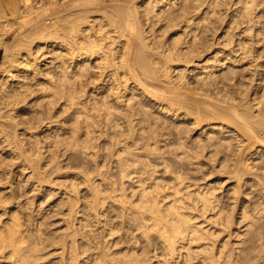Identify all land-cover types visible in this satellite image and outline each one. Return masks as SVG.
Returning a JSON list of instances; mask_svg holds the SVG:
<instances>
[{
    "label": "bare ground",
    "instance_id": "bare-ground-1",
    "mask_svg": "<svg viewBox=\"0 0 264 264\" xmlns=\"http://www.w3.org/2000/svg\"><path fill=\"white\" fill-rule=\"evenodd\" d=\"M18 1V0H17ZM23 1V0H22ZM21 1V2H22ZM37 1V0H36ZM35 1V2H36ZM45 1V0H44ZM43 1V2H44ZM47 1H50L49 6L48 8L46 7V9H44V11H41V12H44L46 13L47 11V14L49 9H50V12L53 13L52 10L55 11V9L59 6H55L54 4H56V2H58V0L55 2V0H47ZM46 1V2H47ZM99 2H101V0H97ZM106 1V0H105ZM108 1V0H107ZM105 2L104 4L108 3V2ZM112 1V0H111ZM145 1V0H144ZM154 1V0H153ZM152 1V2H153ZM160 0H155V3L154 5L152 6V4H149L151 5V7L148 5L145 6L146 7H141V5L137 4V2H135L134 0H121L119 1L118 0V3L117 1L116 2H113L112 3H115V5L113 4H110L108 6L109 9H104L103 8V13H104V19L103 21H100L98 27H96L95 29L91 26H86L84 27V21L86 19V22L87 23V19H90L89 16L91 15H95L97 13H93V11H96V10H99L101 8H98V5H100V3L97 4L95 3V0H63L62 4L66 7V8H70L72 11H70L68 14H63L64 15H58L59 19L57 18V15L56 17L52 16L53 18H55V21L56 20H61L62 22L64 21V31H65V37H57V31L59 32L58 29L62 28L61 26L58 27V25H56L55 23H62V22H55L53 21V24L54 26H57V31H51L49 28V31L50 33L52 32L51 35H48L49 37L52 36V40L50 39L49 41H47V39H49V37L47 38L46 37V42H37L35 44V49L34 52L32 53V55L35 56L34 61L38 60L40 57H42L44 54H46L44 51L46 50H50L48 47H51V46H57L59 45V48L61 50H57L58 53H57V56L59 58H63V60H66L68 61V64L63 66L65 67V69H70V66L73 65V67L75 66L76 68L79 67V64H80V61H92L90 59H93L95 58L96 59V62L97 65L95 66V68H97V76L95 75V78H99L102 80H106L108 77L107 80H109V85H112V86H109L111 87L112 89V95H114V98H115V104H113L114 107H116L117 103L120 104V107H123V110H116L117 113L115 111H111V110H114L112 107H111V110L108 108V106H106L103 110H102V113H103V116L100 117L102 114H101V111H97L96 113L95 112H92L91 110H89L90 108H88L87 104L86 106L83 107V109L80 108V110H82V112H84V117L81 118V119H78V120H81V126L79 125V127L77 128L76 132H75V135H70L73 137V139L67 143L66 145V142L64 144V148L60 147V142H59V145L55 142H53V145L55 146V148L52 150H47V149H43L42 145L41 147L38 146V140L36 139V136H35V140H34V144L35 146H38V147H35V149L37 148V151H39L41 148L42 150L44 151H50L49 153L50 154H47L48 157L45 158L43 157L45 154L43 152V156L40 155L41 153L37 152L39 155H34L32 154L31 155H27L28 157L25 159L27 160V167H29L31 170H32V173L34 175V177L36 176L38 179L36 181H34L33 183L35 184V187L39 186L40 189H42L41 187L44 186V182H46V184L48 183L49 184V192L50 194H52L51 192H53V187L51 184L53 183V178H51L52 180H48V177H47V173L46 171H49V170H52L54 171L53 173L56 172V174L58 175L59 173H61L63 167L61 165V161L59 160V156L63 153L62 150L64 152H67L70 154L71 157H73L72 159H74V163H73V167H75V169L79 166L80 169L78 171V168H77V172L73 173V179L72 181L70 180V182H68V184H66L65 188L67 190H64L65 192L63 193L64 196L62 195V198L64 197V199L66 200V203L64 205L63 203V206H65V208L62 207L61 205V200L62 199H58L57 202L55 203V209H53L54 211H58V215L60 214V212H63L64 213V210H65V220H66V230L64 231V234H63V237L61 238L60 237V240H58L56 238V241L57 242V246L58 248L60 249V251L58 253H56V256L55 257H50L47 261V262H43L44 258H45V255H43V252L42 250L45 251V249L42 247L45 245H43L45 242H44V237L42 236H38V234L34 233L35 235H37L36 237H32V232L29 233V228H28V224H29V221H28V226L24 225L23 224V221H21V219L16 216L15 218H13V224L11 223V225L9 227H6V229L4 227L5 232L3 231L2 233H0V240L1 242L5 245V249L6 247H12V248H8V249H12L13 251V254L12 255H15L14 253H17L16 254V259L14 260V264H264V203L261 204L262 206L259 207H255V208H260L261 211H258L257 212V209H256V212H254L255 210H253L254 208L250 209L253 211H251L252 214L254 213H258V215H256L254 217L253 215V218L251 216V213L249 212L250 209H246L249 208L248 204H250L249 202H246V204H242L241 201L239 199H241L240 197L243 196L242 194H247L246 190H253L254 191V188H255V191L257 193V195L260 197V198H263L264 197V163L262 162H257V166L256 165V161L254 162L255 164H246L247 162H244L245 160L242 159V157L240 156V152H239V146H242L241 143L243 142V137L246 135V137H248V140H251V139H256L258 142H262L264 143V100L263 99H260L259 98V95H257V93H259L260 95H264V68L263 66L260 68L261 70V73H258L259 74V82H257L256 84H258V90L257 93L255 94V96H251L249 95V93H247V88L246 90H243V86H245V82H250L252 81L250 79L249 80H246L244 82V84L242 85V87L240 86V82H242L243 80H241L242 78L244 77H240V75L242 74H239L238 76V70L240 69H236L235 68V65L234 63H238L240 64L241 61L243 60H246L247 58H249L253 53L252 49H255L253 48V44L255 42V37L257 35L258 37V33H256V30H254L255 32H253V26L254 25H251L250 24H247L248 26H246L245 29V37H243V41L240 42V40L237 42L238 44H235L236 47L232 48L233 45H232V49L226 54L227 56H225L223 59L224 61H222V65L223 67H227V69L225 70V72L223 73L222 71V74L217 75L219 76V79L216 75V72H215V68L214 69H211L213 66H217L215 65L213 62V64L209 63L208 65H205L204 68L205 69V74L203 75L202 73V76H200L199 74V77L198 79L194 80L195 82L197 81L199 85H202L203 87H205V89L208 87V84L212 85V82L214 81V77H215V80L216 81H219V83L223 84L225 83L222 87H221V84L220 87L221 88H216V84H215V88L213 86L214 89H216V92H218V96L216 97V99L213 100V98L215 97H212L211 94V99L210 100V97L207 96V95H204L202 94L203 97V100L202 99H192L191 97L188 98V92L186 90V84L188 83V75L187 74V70H189V67L187 68L186 65L193 62V58L196 56V54H198L200 56L201 53H203V50L201 49L202 48V44L203 43V38H205V36H202L201 37V33L202 32H205L206 29L209 28V30L211 29L210 28V25H209V21L212 20L211 18V12H213V9L212 11L210 9L207 8H204L200 14H198L196 11H193L195 10L194 8L198 7V1L200 0H182L183 2H180V3H176L175 0H170L168 2L167 0V4H169L168 6L161 2H159ZM164 1V0H162ZM181 1V0H180ZM201 1H205V0H201ZM209 1V0H208ZM217 1V0H216ZM214 1V3L216 2ZM120 2V3H119ZM142 2V1H141ZM148 2V1H147ZM206 2V1H205ZM211 2V0H210ZM6 3V2H5ZM11 3V2H10ZM13 3L17 4L16 1ZM12 3V4H13ZM23 3V2H22ZM21 3V4H22ZM25 3V2H24ZM29 3V2H28ZM31 3V2H30ZM42 3V2H41ZM156 3H159V5H157ZM204 3V2H202ZM213 3V1H212ZM213 3V4H214ZM4 4V2H3ZM9 4V3H7ZM10 4V5H12ZM26 4V3H25ZM36 4V3H35ZM44 4V3H43ZM42 4V5H43ZM59 4V3H58ZM97 6H96V5ZM143 4V2H142ZM160 4H163L162 6H164L163 8L164 9H159L158 10V6L159 8H161L162 6ZM206 4V3H205ZM210 4V3H209ZM18 5V4H17ZM27 5V4H26ZM41 5V4H40ZM46 5V4H45ZM60 5V4H59ZM101 5L103 6L102 2H101ZM200 5V3H199ZM203 5V4H202ZM208 5V4H206ZM205 5V6H206ZM212 5V4H211ZM14 6V5H13ZM30 6V4L28 5ZM52 6L56 7V8H52ZM62 6V5H61ZM161 6V7H160ZM173 6L172 8H169ZM204 6V7H205ZM2 7V6H0ZM10 7V6H9ZM101 7V6H99ZM106 8V5L103 6ZM200 7V6H199ZM209 7V5H208ZM215 7V6H214ZM25 8V7H24ZM64 8V7H62ZM61 8V9H62ZM98 8V9H96ZM254 8V2L253 1H248L247 4L245 5V9H246V13H245V10L242 11V13L244 12L245 14L243 15L244 17H250V15L252 14V10ZM4 9V8H3ZM34 9V8H33ZM39 9V7H38ZM42 9V8H40ZM2 10V9H1ZM25 10V9H24ZM27 10V8H26ZM32 11V8L30 9ZM60 10V7L57 8V12H59L60 14H62L61 11H58ZM64 10V9H63ZM215 10V9H214ZM14 15L16 13H18V9L17 7L15 8H12V10H10ZM21 11V10H20ZM30 11V12H31ZM38 11V10H37ZM36 11V12H37ZM40 11V10H39ZM100 11V10H99ZM196 12L197 15L200 16V19L199 20H196V18L193 17V12ZM263 11V10H262ZM1 12V11H0ZM3 12V11H2ZM25 12V11H24ZM29 12V10H28ZM33 12V11H32ZM35 12V11H34ZM35 12V13H36ZM40 12V13H41ZM92 12V14L90 15V13ZM98 12V11H97ZM101 12V11H100ZM199 12V11H198ZM217 12V11H216ZM260 12V11H259ZM5 13V12H4ZM42 13V14H44ZM195 13V14H196ZM215 13V12H214ZM214 13H212L213 15V21H217L214 20ZM2 14V13H1ZM8 14V13H7ZM6 14V15H7ZM32 14V13H31ZM56 14V13H55ZM101 14V13H100ZM99 14V15H100ZM263 13L261 12L259 15H262ZM9 15V14H8ZM40 15V14H39ZM195 15V16H197ZM247 15V16H246ZM254 14H252L253 16ZM264 15V14H263ZM3 20H4V17H6L5 15H3ZM16 16V15H15ZM18 16V14H17ZM20 16V15H19ZM29 16V15H28ZM32 16V15H31ZM29 16V17H31ZM35 16H38V13L37 15ZM42 16V15H41ZM49 16V15H48ZM47 16V17H48ZM51 16V15H50ZM242 16V15H241ZM240 16V17H241ZM25 17V16H24ZM29 17L27 18L29 20ZM33 17V16H32ZM46 17V16H45ZM95 17V16H94ZM98 17V16H97ZM243 17V18H244ZM263 16H261V19H262ZM2 18V17H1ZM35 18H38V17H35ZM43 18V17H41ZM50 18V17H49ZM57 18V19H56ZM100 18V17H99ZM211 18V19H210ZM217 18V17H216ZM260 18V17H258ZM264 18V17H263ZM8 19V18H7ZM27 19H20L22 21H20V23L22 22L23 25L26 26V22H27ZM34 19V18H32ZM40 17L38 19H35L36 20V23H38L40 20ZM47 19V18H46ZM93 19V18H92ZM198 19V17H197ZM241 19V18H240ZM249 19V18H247ZM252 19L253 21V18H250ZM249 19V21H250ZM1 20V19H0ZM2 20V21H3ZM38 20V22H37ZM43 20V19H42ZM41 20V21H42ZM96 20V19H95ZM93 20V21H95ZM102 20V19H101ZM179 20V23L181 24L180 21H184V23H186V29H182V30H186L187 31V34H189L190 37H179L177 39V44L175 42L176 45H170L167 43L165 44H168V45H163V42H158L155 38H158V37H154V38H149L148 34L146 32V28H144V26H146V24L149 26L151 25L152 27L153 26H156L158 25V23H161L164 24V26L166 27H170V26H173L176 21L178 22ZM260 20V19H259ZM40 21V23H41ZM44 21V20H43ZM90 21H92L90 19ZM175 21V23H173ZM246 21V20H245ZM255 21V20H254ZM253 21V23H254ZM257 22H259L258 20H256ZM262 21H264L262 19ZM7 22V21H6ZM29 22L32 23V21L30 20ZM89 22V21H88ZM99 22V20H98ZM97 22V23H98ZM211 22V23H212ZM239 23L242 24L241 21H238ZM244 22V21H243ZM261 22V20H260ZM10 23V22H9ZM18 23V22H17ZM35 23V24H36ZM38 23V26L39 24ZM96 23V22H95ZM95 23H90V25L92 24H95ZM183 23V22H182ZM210 23V24H211ZM216 22H214V25H215ZM218 23H219V19H218ZM262 23V22H261ZM19 24V23H18ZM21 24V25H22ZM30 24V23H29ZM34 24V23H33ZM34 24V25H35ZM43 24V23H41ZM63 24V23H62ZM156 24V25H155ZM178 24V23H177ZM238 24V23H237ZM244 24V23H243ZM255 24V23H254ZM263 26H264V23H262ZM261 24V25H262ZM17 25V24H16ZM44 25V24H43ZM51 25V24H50ZM89 25V24H87ZM159 25V26H160ZM179 25V24H178ZM177 25V26H178ZM259 25V24H258ZM3 26V25H2ZM14 26V25H11V27ZM19 26V25H18ZM24 26V27H25ZM30 26V25H29ZM37 26V25H36ZM36 26H33L32 28V31H31V28L28 27L29 32L31 31V35L30 36H33V34H37V36H40V41L41 39H43V31L46 30L44 28V30H42L43 28H39V27H36ZM48 26V25H47ZM52 26V25H51ZM95 26V25H94ZM147 26V28L149 27ZM181 26V25H180ZM260 26V25H259ZM4 27V26H3ZM6 27V25H5ZM21 27V26H20ZM44 27V26H43ZM46 27V26H45ZM53 27V26H52ZM161 29H162V25L160 26ZM164 28V30H166L167 28ZM174 27V26H173ZM183 27V26H182ZM232 27V25L230 26ZM255 27V26H254ZM8 28V27H7ZM14 28V27H13ZM47 28V27H46ZM56 28V27H55ZM62 28V29H63ZM153 28H156V27H153ZM256 28V27H255ZM22 29V27L20 28ZM26 29V32L28 33V29ZM93 29V30H92ZM150 29V28H149ZM152 29V28H151ZM151 29L148 31L150 32ZM157 29V28H156ZM160 29V30H161ZM175 29V27H174ZM173 29V30H174ZM180 29V27L178 28ZM177 29V30H178ZM262 29V28H261ZM260 29V30H261ZM264 29V27H263ZM10 30V28H9ZM154 30V29H153ZM159 30V29H158ZM159 30V31H160ZM163 30V29H162ZM163 30V31H164ZM175 30V31H177ZM207 30V31H209ZM5 31V29H4ZM7 31V30H6ZM21 31V30H20ZM61 31V30H60ZM63 31V32H64ZM229 31V30H228ZM228 31L226 32V36L230 33H228ZM8 32V31H7ZM19 32V31H18ZM152 32V31H151ZM150 32V33H151ZM154 32V31H153ZM162 32V31H161ZM166 32V31H165ZM170 32V31H169ZM182 32V31H181ZM185 33V31H183ZM262 32V30H261ZM260 32V36L261 34L263 35L264 33V30H263V33ZM21 33V32H20ZM19 33V34H20ZM23 34H26L25 32H22ZM49 33V32H48ZM62 33V32H60ZM157 33V32H156ZM207 32H205L206 34ZM212 33V32H211ZM210 32L207 34L209 36V34H211ZM241 33V32H240ZM239 33V34H240ZM244 33V31L242 32ZM18 34V35H19ZM30 34V33H29ZM36 34L34 35L36 38H38L36 36ZM155 34V33H154ZM152 33V35H154ZM162 34V33H161ZM171 34V32L169 33V35ZM47 35V33H46ZM60 35H63V34H60ZM158 35V34H157ZM163 35L165 36L166 34L163 33ZM182 35V34H181ZM179 34V36H181ZM185 35V34H184ZM244 35V34H243ZM16 36V35H15ZM22 36V35H21ZM29 35H27V38H28ZM151 36V35H150ZM168 36V35H167ZM173 36V35H172ZM171 36V38H172ZM207 36V38H208ZM229 36V35H228ZM242 35L240 34V37ZM159 37H163V36H159ZM166 37V36H165ZM178 37V36H177ZM176 37V38H177ZM4 38V37H2ZM23 38V37H22ZM35 38V39H36ZM117 38H121V40H123L121 42H117L116 39ZM170 38V37H169ZM174 38V37H173ZM185 38H187L185 40ZM244 38H247L248 41L244 42ZM259 38V37H258ZM260 38H263V37H260ZM259 38V39H260ZM14 39V38H13ZM12 39V40H13ZM20 38H18L19 40ZM26 39V38H25ZM34 39V38H33ZM37 39V40H39ZM161 38H159L160 40ZM168 39V37L166 38V40ZM175 39V38H174ZM210 39V38H209ZM242 39V38H240ZM258 39V40H259ZM2 41L5 42V40L1 39ZM0 40V47L3 46V48L5 49L6 45L4 46V44L6 43H3L2 44V41ZM23 40V39H21ZM20 40V42H21ZM32 40V38H31ZM30 40V37H29V41ZM166 40L164 39V41L166 42ZM169 40V39H168ZM207 40V39H206ZM230 40V39H229ZM229 40L226 41V43L229 45ZM258 40L256 42H258ZM17 41V39H16ZM28 41V42H29ZM161 41V40H160ZM171 41V40H170ZM169 41V43H170ZM205 41V40H204ZM208 41V40H207ZM263 40H259L258 44L259 45ZM27 42V43H28ZM33 42V41H32ZM31 42V43H32ZM173 40L171 41V44ZM233 42V40L231 41V43ZM12 43V41H11ZM10 43V44H11ZM24 43V42H23ZM26 43V44H27ZM35 43V42H34ZM50 43V45H49ZM116 43H120L121 44V47H117L116 46ZM162 43V44H161ZM209 44V42H206ZM205 43V44H206ZM230 43V44H231ZM8 44V43H7ZM16 44V43H15ZM22 43H20L19 45H21ZM30 44V42H29ZM28 44V45H29ZM43 44H45V46H43ZM180 44V45H179ZM256 44V43H255ZM23 46H27L25 44H22ZM32 45V44H31ZM119 45V44H118ZM183 45V46H182ZM206 46V45H205ZM203 46V48L205 47ZM227 46V45H226ZM264 46V44H263ZM8 47V46H7ZM12 47V46H11ZM10 47V49H11ZM29 47V46H27ZM33 47V46H32ZM208 47V46H207ZM14 48V47H12ZM22 48V47H21ZM21 48H18L21 49ZM46 50H45V49ZM52 48V47H51ZM9 49V48H7ZM7 49H5L4 51L6 52ZM15 49L16 46H15ZM26 49V48H25ZM32 49V48H31ZM30 49V50H31ZM56 49V48H54ZM23 50V49H22ZM53 50V48H52ZM207 50V49H206ZM259 50V49H258ZM264 50V49H263ZM20 51V50H19ZM25 51V50H24ZM57 51H54V52H57ZM202 51V52H201ZM205 51V50H204ZM14 52V51H13ZM12 52V53H13ZM17 52V51H15ZM31 52V51H30ZM47 52V51H46ZM52 52V51H50ZM232 52L233 53H236L237 54V58H232L230 55H232ZM259 52V51H258ZM261 52V51H260ZM11 53V52H9ZM19 52L15 53L16 55H18ZM24 53V52H23ZM29 53V52H28ZM27 53V55H28ZM48 53V52H47ZM200 53V54H199ZM218 53V52H217ZM214 54L215 56V61L217 63H220L221 60L223 59H220L219 58V54ZM257 52H255L256 54ZM264 53V52H263ZM263 53H261L263 55ZM21 54V52H20ZM19 54V55H20ZM52 54V53H51ZM49 54V55H51ZM54 54V53H53ZM7 55V54H6ZM13 55V54H12ZM11 55V56H12ZM26 55V56H27ZM48 55V56H49ZM202 55V54H201ZM261 55V56H262ZM21 56V55H20ZM23 56V55H22ZM30 56H31V53H30ZM29 56V57H30ZM53 56V55H52ZM51 56V59L54 57L55 58V55L52 57ZM254 56V55H253ZM259 56V54H258ZM256 56V57H258ZM261 56H259L258 58L261 59ZM7 57V56H6ZM10 57V55H9ZM14 57V55H13ZM11 57V60L12 58ZM252 57V56H251ZM18 58V57H17ZM17 58H13V59H17ZM197 58V57H195ZM254 61V57H252ZM257 58V59H258ZM263 58V57H262ZM20 59V58H18ZM41 59V58H40ZM251 59V58H250ZM257 60V63L260 61V60ZM6 60V59H5ZM28 60V56L27 57H22V60L19 62H24V61H27ZM53 60V59H52ZM59 60V59H57ZM56 60V61H57ZM61 60V59H60ZM228 61V64L227 62ZM249 59H247L248 61ZM10 61V58L9 60ZM16 61V60H15ZM18 61V60H17ZM33 61V62H34ZM184 62L186 64H184V68L183 66L181 68H179L177 65L179 64H176L177 62ZM209 61V60H206V62ZM256 61V60H255ZM14 62V61H12ZM38 62V61H37ZM48 62V61H47ZM52 62V61H51ZM50 62V63H51ZM60 62V61H59ZM195 62V61H194ZM246 62V61H244ZM249 62V61H248ZM25 63V62H24ZM26 63H29L26 62ZM82 63V62H81ZM94 63V64H95ZM208 63V62H207ZM206 63V64H207ZM253 63V62H252ZM251 63V64H252ZM9 64V63H8ZM17 64V63H16ZM45 64V63H44ZM43 64V65H44ZM52 64V63H51ZM62 65V63H60ZM65 64V62L63 63ZM71 64V65H69ZM89 62L87 63V66L89 67ZM221 64V63H220ZM219 64V65H220ZM244 64V63H243ZM260 64V63H259ZM262 64V63H261ZM4 65V64H3ZM3 65L1 67H3ZM13 65V64H12ZM22 65V64H21ZM21 65H17V66H21ZM29 65V64H28ZM38 65V64H37ZM84 65V64H83ZM91 65L93 66V63L91 62ZM182 65V64H180ZM192 65V64H191ZM190 65V66H191ZM254 65H256L254 63ZM23 66V65H22ZM26 66V65H25ZM34 66V65H33ZM48 66V65H47ZM60 66V65H59ZM86 66V65H85ZM188 66V65H187ZM212 66V67H211ZM242 66V65H241ZM258 66V65H257ZM5 67V66H4ZM3 67V68H4ZM52 67V65H51ZM82 67V66H81ZM211 67V68H210ZM222 67V68H223ZM244 67V65H243ZM249 67V66H247ZM253 67V65H252ZM256 67V66H254ZM12 68V67H11ZM21 68V67H20ZM26 68V67H25ZM24 68V69H25ZM31 68V67H30ZM34 67H32L33 69ZM39 68V67H37ZM62 67H60V70H61ZM90 69H88L89 71L92 70L94 67H89ZM186 68V69H185ZM251 68V67H250ZM259 68V67H258ZM18 69V68H17ZM28 69V68H27ZM59 69V68H58ZM57 69V70H58ZM242 69V68H241ZM244 69H246L244 67ZM254 70V68H251ZM257 69V67H256ZM4 70V69H3ZM39 70V69H38ZM71 70V69H70ZM76 70H79L78 72H76V74H79V75H82L84 73H86V69L84 68H81L80 67ZM94 70V69H93ZM194 69L192 70H189V72H192ZM217 71H221L220 70V67L219 69L217 68L216 69ZM224 70V69H223ZM247 70V69H246ZM250 70V69H249ZM10 71V70H7V72ZM32 71V70H31ZM37 71V70H36ZM53 71V70H52ZM68 71V70H66ZM73 71V70H72ZM71 71V72H72ZM218 71V72H219ZM242 71V70H241ZM248 71V70H247ZM13 72V71H12ZM49 72V70H48ZM59 72V71H58ZM64 72V71H63ZM70 72V73H71ZM93 72V71H92ZM194 72V71H193ZM204 72V70H203ZM255 72V70H254ZM256 72H259V71H256ZM255 72V73H256ZM9 73V72H8ZM24 73V72H23ZM36 73V72H35ZM34 73V74H35ZM57 73V72H56ZM91 73V71H90ZM89 73V74H90ZM96 73V72H94ZM221 73V72H220ZM242 73V72H240ZM250 73V72H249ZM253 72H251L252 74ZM11 74V73H10ZM17 74V73H16ZM52 74V73H51ZM64 75L61 76L62 77V81L65 80V83L64 84H67L66 80L69 79L68 77H70V74L69 76H67L68 74H65L64 73H61ZM74 74V73H72ZM72 74H71V77H72ZM88 74V72H87ZM86 74V75H87ZM218 74V73H217ZM244 74H247L246 72ZM15 75V74H14ZM20 75V74H19ZM23 75V74H22ZM39 75V74H38ZM43 75V74H42ZM48 75V74H47ZM50 75V74H49ZM60 75V74H59ZM77 75V76H79ZM92 74H90L91 76ZM94 75V74H93ZM175 75V76H174ZM191 75V74H190ZM189 75V76H190ZM257 75V74H256ZM255 75V76H256ZM7 76V75H6ZM88 76V75H87ZM245 76V75H244ZM250 76V75H249ZM250 77H253L252 75ZM255 76L254 79L255 80ZM5 76L3 75H0V79H5L4 78ZM8 77H9V74H8ZM15 77V76H13ZM23 77V76H22ZM36 77V75H35ZM40 77V76H39ZM75 77V75H74ZM86 77V76H85ZM174 77V78H173ZM197 77V76H196ZM238 77H240V80H238ZM246 77V76H245ZM44 78V77H43ZM48 78V77H47ZM73 78V77H72ZM71 78V79H72ZM78 78V77H77ZM84 78V77H83ZM96 78V79H97ZM195 78V77H194ZM256 78H258L256 76ZM12 79V77H11ZM38 79V78H37ZM54 79V78H53ZM61 79V78H60ZM76 79V77H75ZM80 79V78H79ZM89 79H91L89 77ZM95 79V81H96ZM233 79V80H232ZM235 79V80H234ZM14 80V79H13ZM21 80V79H20ZM26 80V79H25ZM41 80V79H40ZM77 80V79H76ZM106 80V81H107ZM228 80H232V82L229 83L227 82ZM5 81H8V80H5ZM61 81V80H60ZM70 81V80H68ZM89 81V80H88ZM87 81V82H88ZM111 81V82H110ZM24 82V81H23ZM32 82L34 83V81L32 80ZM37 82V80H36ZM49 82V81H48ZM73 82V81H72ZM191 82V81H190ZM215 82V81H214ZM1 83V82H0ZM26 83V82H25ZM50 83V82H49ZM62 83V82H60ZM69 83V82H68ZM71 83V82H70ZM69 83V84H70ZM77 83V82H76ZM79 83V82H78ZM83 83V82H82ZM90 83V82H89ZM101 83V82H100ZM108 83V82H107ZM218 83V82H217ZM227 83V84H226ZM243 83V82H242ZM9 84V83H8ZM21 84V83H20ZM39 84V83H38ZM52 84V83H51ZM54 84V83H53ZM57 84V83H56ZM72 84V83H71ZM102 84V83H101ZM100 84V85H101ZM105 84V82H104ZM191 83H189L190 85ZM255 84V82H254ZM5 85V84H4ZM7 85V83H6ZM13 85V84H12ZM37 85V84H36ZM58 85V84H57ZM56 85V86H57ZM73 85V84H72ZM76 85V84H75ZM80 85V84H79ZM92 85V83H91ZM107 85V84H106ZM198 85V86H199ZM207 85V87H206ZM41 86V85H40ZM64 85H62L63 87ZM83 86V84L81 85V87ZM85 86V85H84ZM83 86V87H84ZM104 86V85H103ZM102 86V88H103ZM132 86V87H131ZM197 86V85H196ZM212 86L210 88H212ZM11 87V86H10ZM13 87V86H12ZM38 87V86H37ZM60 87V85H59ZM65 87V86H64ZM74 87V86H73ZM94 87V86H93ZM108 87V85H107ZM108 87V88H109ZM132 88V92L133 90L136 92L135 90V87L141 89L142 93L143 94H146V96L153 95L158 97V99H162V101H164L166 104L165 105H160L159 107V111H160V114L161 115H158L159 116L157 119L160 120V116L163 117L162 114H164V118H165V114H174V117L176 116L177 111L180 109V110H183L182 112H184L187 116L191 115L193 116L194 118V121L197 120L198 121V117L201 116V115H207V118L209 115H211L209 118L211 117H214L216 119H224V120H228L234 128V130H236V133H234L232 131V129H230V135H225L223 134L222 138H224V142L221 143V145L219 146V139L217 138V136H214L216 137V139H211L210 137V144L212 143V145H215V149L218 152H222L224 155L222 156V158H217V157H210L209 155V159L208 157H206V159L208 158L209 160V163L208 164H212L210 167L212 168V170H210L209 172L212 173L213 171L216 172L218 170V168H216L215 166L220 165L222 164L226 169H228L230 166H233L232 169L233 171L235 172L236 174V180L234 182V185L231 187V190L229 191V196L227 195L226 197L224 196L223 198V195L222 196H219L216 192H215V189L213 188L214 186H206V188L204 189H201L199 188L200 186H197L195 187V184H192L190 183L189 181H187L189 178L188 177H184L186 174L188 175V173L186 172H183L185 174H180L181 171H184L186 169H180V171L178 172V169H175L177 170L174 171L175 173L171 175V182H170V179L169 180H166L167 181V184H164L165 182H163L164 185H161L162 181L159 182L158 180L154 181L152 180V182H150L149 184H146V182L144 181V178H141L139 176L136 177V179L138 180H135L139 185L137 186V190L135 188V190H133V192L135 191V195L136 197H134L136 200H137V196H138V199L137 200L138 202H135L130 200L127 196V194L129 193H126L125 191V188L123 187L125 185V182L126 184L128 183V185H132L131 183L129 184V182L132 180H128L127 182V179H122V178H126L128 176H131V171L132 170H141V167H138L136 166H131V164L135 161H137L136 158H134L137 153H141V152H145V150L147 149V147L149 145H154L156 146L155 144H150V138L152 137V127L151 125H154L152 124V121H151V118L153 117V113H152V117H150L148 115L149 113V107H147L148 110H146L143 106L146 104L147 105V101L144 103V101L142 99H140L144 104L143 106L141 105L142 102L139 104V107H143L144 112H147L148 113H143V112H139V110L136 109V107L134 106L136 102L133 101V99L130 97V95H126L127 93L126 92H129V88ZM160 87H164L166 88L165 89V93H158L157 91L159 90ZM200 87V86H199ZM198 87V88H199ZM248 87V86H247ZM1 88L2 86L0 87V92H1ZM6 88V87H5ZM16 88V87H15ZM18 88V87H17ZM24 88V87H23ZM26 88V87H25ZM42 88V87H41ZM48 88V87H47ZM51 88V87H50ZM53 88V87H52ZM55 88V87H54ZM75 88V87H74ZM77 88V87H76ZM89 88V86H88ZM98 88V87H97ZM130 88V89H131ZM191 88V87H190ZM195 88V87H193ZM209 88V89H210ZM212 88V90H213ZM249 88V87H248ZM3 89V88H2ZM33 89V88H32ZM58 89V88H57ZM91 89V88H90ZM95 89V88H94ZM103 89H106V87H104ZM188 89V88H187ZM200 89H202V87H200ZM198 89V90H200ZM203 90L204 92L206 90ZM208 89V88H207ZM207 91L208 95H209V90ZM8 90V89H6ZM12 90V89H11ZM22 90V89H21ZM34 90V89H33ZM49 90V89H48ZM56 90V89H53V91ZM68 90V89H67ZM163 90V89H162ZM195 90V89H194ZM10 91V90H9ZM13 91V90H12ZM18 91V90H17ZM16 91V92H17ZM25 91V90H24ZM29 91V89H28ZM44 92V90L41 89V92ZM82 91V90H80ZM94 91V90H93ZM106 91V90H105ZM130 91V92H131ZM140 91V90H139ZM190 91V90H189ZM193 91V90H192ZM215 91V90H213ZM212 93H215L217 94L216 92H213ZM15 92V91H13ZM19 92V91H18ZM50 92V90H49ZM55 92V91H54ZM53 92V94H54ZM59 92V91H57ZM63 92V91H62ZM61 92V93H62ZM92 92V91H91ZM90 92V93H91ZM103 92V91H100V93ZM109 92V90L107 89V93ZM134 92V93H135ZM138 92V91H137ZM160 92V90H159ZM196 92V91H195ZM249 92V90H248ZM31 93V92H30ZM36 93V92H35ZM56 93V92H55ZM60 93V95H61ZM72 93V92H71ZM71 93L68 92L69 95V101H74V97L71 95ZM74 93V92H73ZM78 93V92H76ZM93 93V92H92ZM95 93V92H94ZM140 93V92H139ZM190 93V92H189ZM199 93V92H198ZM202 93V91H201ZM1 94V93H0ZM4 94V93H3ZM11 94V93H10ZM15 94V93H14ZM39 94V93H38ZM51 94V93H49ZM57 94V93H56ZM83 94V93H82ZM81 94V95H82ZM97 94V93H96ZM105 94V92H104ZM103 94V95H104ZM110 94H111V91H110ZM129 94V93H128ZM133 94V93H132ZM190 94H193V93H190ZM17 95V94H16ZM29 95V94H28ZM33 95V94H31ZM48 95V93H47ZM65 95V93H64ZM76 94H74L75 96ZM90 95V94H89ZM92 95V94H91ZM95 95V94H94ZM109 96V94H106ZM137 95V94H136ZM142 95V94H141ZM6 96V95H5ZM10 96V95H9ZM14 96V95H13ZM25 95H23L24 97ZM44 96V94H43ZM49 96V95H48ZM51 96V95H50ZM54 96V95H53ZM56 96V95H55ZM68 96V95H67ZM97 96V95H96ZM134 96V95H133ZM140 96V95H139ZM144 96V95H143ZM147 96V97H148ZM200 96V95H199ZM216 96V95H215ZM19 97V96H18ZM33 97V96H32ZM36 97V96H35ZM58 97V95H57ZM81 97V96H80ZM82 97L85 98V96L83 95ZM92 97V96H91ZM90 97V98H91ZM110 97V96H109ZM135 97V96H134ZM133 97V98H134ZM138 97V95H137ZM145 97V96H144ZM156 97H154L153 99H155ZM4 98V96H3ZM8 98V97H7ZM51 98V97H50ZM49 98V99H50ZM56 98V97H55ZM62 98V97H61ZM66 98V97H65ZM77 100L79 101L80 99H78V97H76ZM75 98V100H76ZM96 98V97H95ZM100 98V96H99ZM104 98V97H102ZM108 99V97H105L103 100L105 99ZM113 98V97H112ZM113 98V99H114ZM142 98V97H141ZM200 98V97H198ZM40 99V97H39ZM52 99V98H51ZM57 99V98H56ZM68 99V97H67ZM83 99V98H82ZM94 99V98H93ZM98 99V98H97ZM111 99V98H109ZM108 99V100H109ZM113 99H111V102L113 101ZM138 99V98H137ZM144 99V98H143ZM149 99V98H148ZM158 99H155L156 102ZM4 100V99H3ZM7 100V99H6ZM38 100V99H37ZM46 100V99H45ZM58 100V99H57ZM60 100V99H59ZM64 100V99H63ZM76 100V101H77ZM99 100V99H98ZM200 100V101H199ZM15 101V100H14ZM13 101V102H14ZM22 101V100H21ZM25 101V100H24ZM47 101V100H46ZM52 103V100H50ZM62 101V100H61ZM66 101V100H64ZM68 101V100H67ZM88 103L89 102V99L86 100ZM101 101V99H100ZM136 101V100H135ZM138 101V102H139ZM159 101V100H158ZM194 101V102H193ZM3 102V101H2ZM1 102V103H2ZM17 102V101H15ZM35 102V101H34ZM43 102V101H42ZM58 102V101H57ZM60 102V101H59ZM81 102V101H80ZM80 102H78L80 104ZM85 102V101H84ZM96 102V101H95ZM98 102V101H97ZM96 102V103H97ZM104 102V101H103ZM102 102V103H103ZM253 102V103H252ZM20 103V102H19ZM38 103V102H37ZM55 103V102H54ZM70 103V102H68ZM82 103V102H81ZM105 103V102H104ZM103 103V104H104ZM161 103V102H160ZM201 103H205L207 106H201ZM3 104V103H2ZM18 104V103H16ZM49 104V102H48ZM59 104V103H57ZM73 105H77V102L76 104L73 102L71 103ZM85 104V103H84ZM102 104V105H103ZM107 104V103H106ZM105 104V105H106ZM4 105V104H3ZM11 105V104H10ZM19 105V104H18ZM38 105V104H37ZM45 105V104H44ZM70 105V104H69ZM80 105V106H81ZM92 105V104H90ZM98 105L101 107V104H99L98 102ZM98 105H95V106H98ZM108 105V104H107ZM112 105V104H111ZM123 105V106H122ZM138 105V104H137ZM151 105V104H150ZM2 106V105H1ZM6 106V105H5ZM8 106V105H7ZM15 106V105H14ZM25 106V105H24ZM23 106V107H24ZM31 106V105H30ZM53 106V105H52ZM57 106V105H55ZM63 106V105H62ZM66 106H67V102H66ZM94 106V105H93ZM95 106H94V109H95ZM110 106V104H109ZM118 106V105H117ZM210 106V108H209ZM3 107V106H2ZM9 107V106H8ZM17 107V106H16ZM40 107V106H39ZM60 107V106H59ZM68 107V106H67ZM74 108V106H71ZM91 107V106H90ZM99 107V108H100ZM119 107V109H120ZM138 107V108H139ZM154 107V105L151 106V108ZM156 107H158L156 105ZM27 108V107H26ZM25 108V109H26ZM36 108V107H35ZM43 108V107H42ZM49 108V107H48ZM52 108V107H51ZM56 108V107H55ZM63 108V107H62ZM66 108V107H65ZM64 108V109H65ZM75 108H78L75 106ZM93 108V107H92ZM98 108V107H97ZM117 108V107H116ZM115 108V109H116ZM155 108V107H154ZM153 108V109H154ZM14 109V108H13ZM40 109V108H38ZM50 109V108H49ZM143 109L141 111H143ZM157 109V108H156ZM9 110V109H8ZM52 110V109H51ZM58 110V109H57ZM63 110V109H62ZM68 110V109H67ZM75 110V109H74ZM100 110V109H99ZM1 111V110H0ZM5 111V110H4ZM11 111V110H10ZM55 111V110H54ZM60 111V110H59ZM66 112V110H63ZM78 111V110H77ZM91 111V112H90ZM94 111V110H93ZM96 111V110H95ZM157 111V110H155ZM13 112V111H12ZM68 112V111H67ZM72 112V111H71ZM74 112V111H73ZM78 112H81V111H78ZM151 112V110H150ZM158 112V111H157ZM156 112V113H157ZM180 112V111H179ZM5 113V112H4ZM43 113V112H42ZM45 113V112H44ZM52 113V112H51ZM64 113V112H62ZM69 113V112H68ZM77 113V112H75ZM159 113V112H158ZM1 114V113H0ZM35 114V113H34ZM47 114V113H46ZM77 114H81V113H77ZM76 114V115H77ZM83 114V113H82ZM81 114V115H82ZM181 113H179L178 115H180ZM62 115V114H61ZM80 115V116H81ZM182 116H184L183 114H181ZM180 115V116H181ZM184 116V117H187V116ZM9 116V114H8ZM13 116V115H12ZM21 116V114H20ZM48 116V115H47ZM52 116V115H51ZM54 116V115H53ZM67 116V115H66ZM169 116V115H168ZM196 118H195V117ZM6 117V116H5ZM22 117V116H21ZM45 117V116H44ZM63 117V116H62ZM77 116H75V119H76ZM167 117V116H166ZM173 117V116H172ZM182 117V118H184ZM189 117V116H188ZM202 117V116H201ZM1 118V117H0ZM54 118V117H53ZM69 118V117H68ZM162 118V119H164ZM177 118V117H176ZM192 118V117H191ZM205 118V117H204ZM206 118V119H207ZM208 118V120H209ZM10 119V118H9ZM9 119H7L9 121ZM12 119V118H11ZM15 119V118H14ZM42 119V118H41ZM45 119V118H44ZM52 119V118H50ZM56 119V118H55ZM60 119V118H59ZM154 119H155V114H154ZM153 119V120H154ZM166 119V118H165ZM164 119V120H165ZM175 119V118H174ZM205 119V120H206ZM6 120V121H7ZM18 120V118H17ZM22 120V119H21ZM49 120V119H48ZM163 120V121H164ZM181 120V119H180ZM204 120V122H205ZM212 120V119H211ZM219 120V121H220ZM1 121V120H0ZM7 121V122H8ZM15 121V120H14ZM29 121V120H28ZM44 121V120H43ZM53 121V120H52ZM56 121V120H55ZM58 121V120H57ZM146 121L147 123H150L149 126L147 125L146 126ZM151 121V122H150ZM155 121V120H154ZM153 121V123H154ZM161 121V120H160ZM162 121V122H163ZM193 121V122H194ZM218 121V120H217ZM223 121V120H222ZM45 122V121H44ZM48 122V121H47ZM65 122V121H64ZM73 122V121H72ZM165 122V121H164ZM163 122V123H164ZM190 122V121H189ZM192 122V123H193ZM196 122V121H195ZM201 122V120H200ZM199 122V123H200ZM203 122V123H204ZM228 122V123H229ZM18 123V122H17ZM37 123V122H36ZM40 123V122H39ZM52 123V122H51ZM50 123V124H51ZM71 123V122H70ZM80 123V122H79ZM103 123L106 125V127H108V129H103L102 126H103ZM181 123V122H180ZM198 123V122H196ZM195 123V124H196ZM208 123V122H207ZM219 123V122H217ZM8 124V123H7ZM15 124V122H14ZM34 124V123H33ZM49 125H46V126H50ZM68 124V123H67ZM78 124V123H77ZM176 124V123H175ZM173 124V126L175 125ZM182 124V123H181ZM202 124V123H200ZM211 124V123H210ZM230 124V125H231ZM24 125V123H23ZM26 125V124H25ZM31 125V124H30ZM55 125V124H53ZM159 125V122L157 124V126ZM161 125V124H160ZM178 125V124H177ZM180 125V124H179ZM184 125V124H183ZM182 125V126H183ZM189 125V124H188ZM187 125V126H188ZM198 125V124H197ZM208 125V124H207ZM1 126V125H0ZM7 126V125H6ZM4 126V127H6ZM11 126V125H10ZM9 126V127H10ZM20 126V125H19ZM28 126V125H26ZM37 126V125H36ZM66 126V125H64ZM164 126V125H163ZM162 126V128H163ZM167 126V124H166ZM171 125L170 129L173 127ZM186 126V127H187ZM206 126V125H205ZM2 127V126H1ZM0 127V128H1ZM22 127V126H21ZM51 127V126H50ZM49 127V128H50ZM60 127V126H59ZM62 127V126H61ZM155 127H156V124H155ZM153 127V128H155ZM169 127V126H168ZM167 127V128H168ZM176 125L174 126V132H175V128ZM178 127V126H177ZM220 124L218 125H212L210 127V129L212 130H218L220 128ZM231 127V126H230ZM16 128V127H15ZM27 128H30V127H27ZM33 128V127H32ZM35 128V127H34ZM41 129V127H39ZM52 128V127H51ZM50 128V129H51ZM56 128V127H55ZM70 128V127H69ZM111 128L114 129V136H119L120 137L124 134V132L126 133V135L128 137L126 138H123L125 139V141L127 142L128 141V138H132L131 139V142L133 141L134 142V139H136V141L141 140V139H144L142 142L143 143H136L134 142L135 144V147H132L131 145V148H135L136 151H134V149H130V147L127 145L124 147L123 149V146L121 145V143L124 144L125 141H121L120 139L119 140H114L115 141V146L117 145V147H115V152H117V154L115 155V153L113 154L112 153V149H113V145H110L109 142L108 144L112 147V149H110L111 153L113 154L112 157H114L115 155V158H114V162L116 163H113V164H117L119 167H117V165H114V169H117L118 170H122L121 172H123L124 174L122 175V173L118 174H114V171H113V174L115 176L113 177H116L118 175H122V180H124V185H122L120 182H122L121 179H119L118 176L117 178L119 179V184H116V179L114 180V178L112 179L110 177V173H108V171L112 169V167H110V164L108 162H106L108 165V167H110L111 169L107 170V173L103 171V166H104V163H102V170L99 168V164H101V162L99 163V158H100V154L95 150V148H97V146L94 147V143L92 140L89 139V141H92L89 143L88 142H84V143H80L79 142V135H81V133H83V135L85 134H90L91 133V136L90 137H93L95 139V135L93 136L92 134H97L98 132V135L100 138V136L103 138L104 136L108 135L110 133V130L111 132L113 131ZM161 128V126H160ZM159 128V129H160ZM166 128V129H167ZM179 128V127H178ZM209 128V127H208ZM39 129V130H40ZM61 129V128H59ZM71 129H74V128H71ZM157 129V127H156ZM155 129V131L157 132V130ZM158 129V131H159ZM183 129V128H182ZM2 130V129H1ZM10 130V129H9ZM54 130V129H53ZM163 130V129H162ZM161 130V131H162ZM168 130V129H167ZM172 130V131H173ZM184 130V129H183ZM28 131V130H26ZM159 131V132H161ZM14 131H12L11 133H13ZM16 132V131H15ZM30 132V131H29ZM34 132V131H33ZM39 132V131H38ZM71 132V131H69ZM154 132V133H156ZM166 132V131H165ZM171 132V131H170ZM184 132V131H183ZM183 132H179V133H182ZM24 133V132H23ZM40 133V132H39ZM47 133V132H46ZM61 133V132H60ZM158 133V132H157ZM163 133H164V130H163ZM167 133H169L167 131ZM2 134V133H1ZM14 134V133H13ZM17 134V132L15 133V135ZM27 134V133H26ZM72 134V133H71ZM74 134V133H73ZM112 133H110L109 135H113ZM162 134V132H161ZM159 134V135H161ZM166 134V133H164ZM172 134V133H171ZM171 134H168L171 136ZM177 134V133H176ZM232 134V135H231ZM5 135V134H4ZM10 135V133H9ZM23 135V134H22ZM63 135V134H62ZM67 135V134H66ZM155 135V134H154ZM153 135V136H154ZM163 135V134H162ZM162 135L160 137H162ZM167 135V134H166ZM184 135V134H183ZM225 135V136H224ZM17 136V135H16ZM19 136V135H18ZM38 136V135H37ZM69 136V137H70ZM79 136V137H78ZM82 136V135H81ZM87 136V135H86ZM89 136V135H88ZM113 136V138H114ZM125 136V135H124ZM123 136V137H124ZM157 136V135H156ZM155 136V137H156ZM175 136V135H174ZM1 137V136H0ZM10 137V136H9ZM8 137V138H9ZM29 137V136H28ZM34 138V135L32 136ZM84 137V136H83ZM109 137V136H108ZM112 137V136H111ZM111 137H109V139L107 140H110ZM178 137V136H177ZM183 137V136H182ZM212 136V138H214ZM15 139V137H12ZM25 138V137H22V139ZM48 138V137H47ZM51 138V137H50ZM56 138V137H55ZM67 138V137H66ZM71 138V137H70ZM81 138V137H80ZM88 138V137H87ZM92 138V139H93ZM117 138V137H116ZM154 138V137H153ZM180 138V137H179ZM178 138V139H179ZM187 139H189L188 137H185ZM207 138V137H206ZM205 138V139H206ZM7 139V138H6ZM21 139V138H20ZM39 139V138H38ZM59 139V138H58ZM57 139V140H58ZM82 139V138H81ZM85 139V138H83ZM82 139V140H83ZM93 139V140H94ZM105 139V138H104ZM122 139V138H121ZM148 139V144L145 143ZM156 139V138H155ZM154 139V140H155ZM157 139H160V138H157ZM156 139V140H157ZM203 139V140H205ZM233 139H236V143L233 142ZM245 139V138H244ZM9 140V139H7ZM12 140V139H11ZM10 140V142H12ZM18 140V139H17ZM28 140V138H27ZM31 140V139H30ZM49 140V139H48ZM51 140V139H50ZM61 142L62 140L59 139ZM58 140V141H59ZM68 140V138L66 139ZM130 140V139H129ZM155 140V141H156ZM202 140V141H203ZM209 139H207V141L205 142L207 144L208 142V145L209 144ZM1 141V140H0ZM16 141V140H14ZM13 141V142H14ZM25 141V139H24ZM23 141V142H24ZM33 141V139H32ZM41 141V140H40ZM53 141H56L55 139H53ZM95 141V140H94ZM106 141V140H105ZM111 141V140H110ZM158 141V140H157ZM180 141V139H179ZM183 141V140H182ZM185 141V140H184ZM188 142V140H186ZM191 141V140H190ZM9 142V144H10ZM18 142V141H17ZM16 142V143H17ZM20 142V141H19ZM47 142V141H45ZM44 142V143H45ZM64 142V141H63ZM102 142V141H101ZM107 142V141H106ZM112 142V141H111ZM132 142V143H133ZM154 142V141H153ZM160 142V141H159ZM159 142H158V145L157 147L159 146ZM185 142V143H187ZM193 142H196V141H193ZM200 142V141H199ZM255 142V141H254ZM8 143V142H7ZM41 143V142H40ZM52 143V142H51ZM113 143V142H112ZM155 143V142H154ZM182 143V142H181ZM205 143H202L203 145ZM3 144V143H2ZM6 144V142H5ZM4 144V145H5ZM22 145V143H20ZM33 144V143H32ZM31 144V145H32ZM48 144V143H46ZM50 144V143H49ZM62 144V143H61ZM179 144V142H178ZM190 145L193 143H189ZM205 144V145H206ZM16 145V144H15ZM14 145V149L17 147ZM98 145V144H97ZM100 145V144H99ZM103 145V144H102ZM101 145V146H102ZM188 145V144H187ZM191 145V146H192ZM195 145V144H194ZM193 145V146H194ZM202 145V146H203ZM203 146V147H206V146ZM12 146V144H11ZM26 146V145H25ZM52 146L49 145V147ZM105 146L106 144L104 145L103 149L105 150ZM121 146V148L119 147ZM179 146V145H178ZM183 148L185 147L184 144L181 145ZM180 146V147H181ZM200 146H201V143H200ZM199 146V147H200ZM5 147V146H4ZM13 147V146H12ZM27 147V146H26ZM33 147V148H34ZM49 147H47L48 149H50ZM100 148V146H98ZM110 147V148H111ZM190 147V146H189ZM195 147H198V145H196ZM198 147V148H199ZM202 147V148H203ZM212 147V146H211ZM1 148V147H0ZM6 148V147H5ZM45 148V147H44ZM149 148H151L149 146ZM148 148V149H149ZM209 148V147H208ZM214 148V147H213ZM213 148L211 150H213ZM10 149V148H9ZM21 148H19L20 150ZM24 149V148H23ZM34 149V150H35ZM101 148V150H103ZM108 149V148H107ZM106 149V150H107ZM161 149V148H160ZM185 149V148H184ZM188 149V148H187ZM193 149V148H192ZM5 150V149H4ZM11 150V149H10ZM17 150V149H16ZM30 150V149H29ZM103 150V151H104ZM105 150V152H107ZM120 150H123L124 151V154L126 152V154H122ZM158 149H156L155 152H157ZM191 150V148H190ZM196 150V149H195ZM194 150V152H195ZM203 150V149H202ZM238 150V151H237ZM245 150V149H244ZM2 151V150H1ZM13 152H15L14 150H12ZM23 151V150H22ZM22 151L19 153L20 154V158L23 157L24 154H22ZM26 151V150H25ZM36 151V150H35ZM34 151V152H35ZM60 151L62 152L60 154ZM102 151V152H103ZM109 151V149H108ZM151 151V150H150ZM149 151V152H150ZM162 151V149L160 150ZM159 151V152H160ZM184 151V150H182ZM198 151H200L198 149ZM204 151V150H203ZM203 151L200 152V155H203L201 154ZM209 151V149H208ZM262 152V155L264 156V150H261ZM12 152V153H13ZM24 152V151H23ZM33 152V153H34ZM114 152V150H113ZM147 152V151H146ZM147 152V153H149ZM153 152V150H152ZM154 152V153H155ZM158 152V153H159ZM163 152V151H162ZM190 152V151H189ZM11 153V152H10ZM16 153V152H15ZM13 153V154H15ZM29 153V152H28ZM108 153V152H107ZM110 153V154H111ZM121 153V154H120ZM175 153V152H174ZM187 153V152H186ZM196 153V152H195ZM199 153V152H198ZM215 154H217L216 152H214ZM239 156H236L238 155ZM18 154V155H19ZM22 154V156H21ZM26 154V153H25ZM60 154V155H59ZM104 154V153H101V155ZM109 154V153H108ZM106 154V155H108ZM109 154V156H111ZM146 154V153H144ZM157 154V153H156ZM181 154H185V153H181ZM181 154H177L174 156H179L178 158L181 157ZM190 154L192 153H189V155H186L187 158L188 156H190ZM213 154V153H212ZM10 155V154H9ZM17 155V154H16ZM34 155V156H33ZM66 155V153H65ZM64 155V156H65ZM105 155V154H104ZM103 155V156H104ZM105 155V156H106ZM150 155V154H149ZM162 155V153H161ZM244 155V154H243ZM63 157V155H61ZM69 156V157H70ZM108 156V157H109ZM138 156V155H137ZM139 156H141V154H139ZM143 158L145 157L144 155H142ZM185 156V157H186ZM192 156V155H191ZM199 156V155H198ZM204 156V155H203ZM202 156V157H203ZM216 156V155H214ZM2 157V156H1ZM8 157V156H7ZM12 157V156H11ZM19 157V156H18ZM68 157V158H69ZM147 157V155H146ZM151 157V156H150ZM155 157V156H154ZM183 157V156H182ZM196 157V156H194ZM201 157V156H200ZM199 157V158H200ZM202 157L200 158V160H202ZM65 158V157H64ZM103 158V157H102ZM106 158V157H105ZM111 157H109L110 159ZM138 158V157H137ZM159 158V157H158ZM177 158V160H178ZM184 158V157H183ZM186 158V159H187ZM191 158V157H190ZM198 158V159H199ZM5 159V158H4ZM61 159V158H60ZM71 159V158H70ZM142 159V157H141ZM148 159V158H147ZM197 159V157H196ZM195 159V160H196ZM3 160V159H2ZM11 160V159H10ZM24 160V161H26ZM62 160V159H61ZM67 160V159H66ZM77 160L78 162H81V164H83L82 162H84L83 165H85V163H88L87 165L89 166H94L92 167L93 168V171H96L95 173H91L90 170L91 167L88 169L83 168L81 169V165H75V162L77 163ZM80 160V161H79ZM103 160V159H102ZM150 160V159H149ZM185 160V158H184ZM193 160V163L194 161ZM199 160V161H200ZM203 160H205V157H203ZM244 160V161H243ZM5 161V160H4ZM8 161V160H7ZM14 161V159L12 160V162ZM18 162V160H15ZM65 161V160H64ZM70 161V160H69ZM105 161V160H104ZM103 161V162H104ZM110 161H113L112 160H109ZM139 161V160H138ZM6 162V161H5ZM10 163H12L11 161H9ZM141 162V160L139 161ZM145 162V161H144ZM177 162V161H176ZM179 162V161H178ZM182 161H180L181 163ZM188 162H191L189 161V158H188ZM187 161L184 162V164H186L187 166ZM197 162V160H196ZM206 162V160H205ZM204 162V163H205ZM21 163V162H20ZM24 163V162H23ZM22 163V164H23ZM66 163V161H65ZM69 163V162H68ZM105 163V164H106ZM112 163V162H110ZM143 163V162H142ZM200 163V162H199ZM198 163V164H199ZM202 163V161H201ZM206 163V164H207ZM251 163V162H250ZM2 164V162H1ZM16 164V163H15ZM18 164V163H17ZM71 164V163H70ZM80 164V163H79ZM136 164V163H135ZM138 164V163H137ZM145 164V163H144ZM142 164V165H144ZM183 164V165H184ZM205 164V166H206ZM4 165V164H3ZM8 165V164H7ZM6 165V166H7ZM25 165V164H24ZM86 165V166H87ZM133 165V164H132ZM191 165V163H190ZM188 165V166H190ZM193 165V164H192ZM196 165V164H195ZM193 165V166H195ZM201 165V164H200ZM204 165V164H203ZM202 165V166H203ZM5 166V165H4ZM5 166V167H6ZM14 166V165H12ZM72 166V165H71ZM165 166V165H164ZM208 166V165H207ZM3 167V166H2ZM4 167V168H5ZM28 172V169L26 166H24ZM70 167V166H69ZM106 167V165H105ZM117 167V168H116ZM134 167V168H133ZM146 169H147V165H145ZM144 167V168H145ZM149 167V166H148ZM168 167V166H167ZM167 167H165V171H167ZM181 167L182 164H181ZM3 168V169H4ZM23 168V167H22ZM88 168V167H87ZM120 168V169H118ZM184 168V167H183ZM190 168V167H189ZM194 168H197L194 167ZM203 168V167H202ZM209 168V167H208ZM72 169V167H71ZM74 169V170H75ZM96 169V170H95ZM191 169V168H190ZM193 169V168H192ZM198 170L201 169L200 166L198 165ZM204 169V168H203ZM210 169V168H209ZM5 170V169H4ZM19 170V169H18ZM25 170V172H26ZM194 170V169H193ZM260 170V171H259ZM263 170V171H262ZM24 171V170H22ZM51 171V172H52ZM109 171V172H110ZM134 171V172H135ZM144 171V170H143ZM149 171V170H148ZM172 171V172H173ZM200 171V170H199ZM198 171V172H199ZM202 171V170H201ZM2 172V168H1V171ZM21 172V171H20ZM116 172V171H115ZM138 172V171H137ZM171 172V173H172ZM190 172V171H189ZM194 172V171H193ZM262 172V173H260ZM13 173V172H12ZM17 173V172H16ZM23 173V172H22ZM50 173V172H49ZM133 173V172H132ZM136 173V172H135ZM143 173V172H142ZM149 173V172H148ZM195 173H197V171H195ZM200 173V172H199ZM203 173V172H202ZM1 174V173H0ZM55 174V175H56ZM112 174V173H111ZM131 174V175H130ZM141 175V173H139ZM145 174L146 171H145ZM32 175V176H33ZM54 175V174H53ZM60 175V174H59ZM138 175V173L136 174ZM184 175V176H183ZM186 175V176H187ZM205 175L204 176H201L203 178H205ZM4 176V175H3ZM7 176V175H6ZM151 176L150 174L148 175V177ZM194 179H196L195 181H199V175L196 176V175H193ZM2 177V176H1ZM13 177V176H12ZM30 177V176H29ZM35 177V178H36ZM146 178V176H144ZM9 178V177H8ZM15 178V177H14ZM56 178V177H55ZM131 178V177H130ZM133 178H134V174H133ZM151 178V177H149ZM148 178V179H149ZM4 179V178H2ZM50 179V177H49ZM147 179V180H148ZM155 179V178H154ZM187 179V180H186ZM192 179V178H191ZM190 179V180H191ZM10 181V179H8ZM57 180V179H56ZM55 180V181H56ZM15 181V180H13ZM150 181V179L148 180V182ZM2 182V181H1ZM7 182V181H6ZM5 182V183H6ZM118 182V180H117ZM170 182V183H168ZM4 183V181H3ZM161 183V184H160ZM10 184V183H9ZM12 184V183H11ZM58 184V183H57ZM122 186V188L119 189V186L117 187L116 185H120ZM135 183H133L134 185ZM3 185V184H2ZM8 185V184H7ZM17 185V184H16ZM33 185V184H32ZM128 185H125L128 187ZM137 185V184H135ZM192 185L195 187H192ZM6 186V184L4 185ZM3 186V187H4ZM15 186V185H14ZM20 186V185H19ZM19 186H17L19 188ZM46 186V185H45ZM130 187H133V186H130ZM208 187V188H207ZM5 188V187H4ZM38 188V187H37ZM129 188V187H128ZM127 189L128 192H130L129 190ZM1 189V188H0ZM20 189V188H19ZM18 189V190H19ZM82 189H85V193L82 192ZM130 190L132 188H129ZM245 189V190H244ZM14 190H15V187H14ZM17 190V188H16ZM15 190V191H16ZM37 190V189H36ZM39 190V189H38ZM46 190V189H45ZM120 190V191H119ZM249 190V191H250ZM250 191L246 196L248 195H251V196H255L256 194H254L255 192L253 191ZM13 191V190H12ZM33 191V189H32ZM35 191V189H34ZM132 191V190H131ZM11 192V191H10ZM46 192V191H45ZM47 192V193H49ZM132 192V193H133ZM253 192V193H251ZM14 193V192H13ZM85 195H84V194ZM232 193V196H230ZM251 193V194H250ZM11 194V193H10ZM54 194V192H53ZM133 194V195H134ZM253 194V195H252ZM15 195V194H14ZM13 195V196H14ZM20 195V194H19ZM84 195V196H83ZM133 195H130V196H133ZM256 195V196H257ZM10 196V195H9ZM7 196V197H9ZM22 196V195H21ZM86 196L88 198H86ZM250 196V197H251ZM11 197V196H10ZM15 197V196H14ZM13 197V198H14ZM20 197V196H19ZM227 197H231L232 199L234 198L235 201H233V203L231 204V206L229 207L228 204L230 203H227L228 199ZM249 197V196H248ZM249 197V198H250ZM131 198V197H130ZM227 201H226V199ZM229 200V202H232V200ZM247 198V199H249ZM253 197H251L252 199ZM254 198H257V197H254ZM253 198V199H254ZM17 199V198H16ZM15 199V200H16ZM63 199V200H64ZM238 199V200H237ZM243 199V198H242ZM246 199V197H245ZM8 200V199H7ZM32 200V199H31ZM60 200V201H59ZM256 200V199H255ZM259 200V198H258ZM264 200V199H263ZM11 201V199H10ZM27 201V200H26ZM226 201V202H225ZM238 201V203H237ZM240 201V202H239ZM244 200H242L243 202ZM247 201V200H245ZM244 201V202H245ZM252 201V200H251ZM250 201V202H251ZM262 200H260L261 202ZM9 202V201H8ZM7 202V204H8ZM12 202V201H11ZM18 202V201H17ZM24 202V201H23ZM64 202V201H63ZM243 202V203H244ZM255 202V201H253ZM10 203V202H9ZM14 203V202H13ZM21 203V202H20ZM34 203V202H33ZM258 202H256L255 206L257 205ZM17 204V203H16ZM24 204V203H23ZM22 204V206H23ZM254 204V203H253ZM260 204V203H259ZM19 205V204H18ZM27 205V203H26ZM16 206V205H14ZM33 206V205H32ZM54 206V204H53ZM61 206V207H60ZM8 207V206H7ZM26 207V206H25ZM61 211H60V209ZM29 208V207H28ZM24 209V208H23ZM26 210V209H25ZM9 211V210H8ZM24 211V210H23ZM53 211V213H54ZM110 211H113V214L116 212V218L115 219H119V222H115V223H118L119 226L121 225L120 227V234L119 236L116 235V237H119L118 240L116 239L115 241L112 242V244L114 245L113 247L111 246L110 243H108L107 241L108 240H101V237H105V236H111L113 235V233H115L114 231L115 228L117 229V227L119 228V226L117 225H111L108 223V221L105 222L104 220V223H103V218L102 216L104 215V218H105V215H107ZM20 212V211H19ZM26 212V211H25ZM32 213V211H31ZM107 213V214H106ZM236 213V215H235ZM35 214V213H34ZM56 214V213H55ZM63 214V215H64ZM27 215V214H26ZM32 215V214H31ZM239 215V220H246L249 218V222L247 220V223L245 221V223L247 224L246 225V232L248 234V239H247V236H246V233H245V236L244 237V234H243V237L245 238L246 241H244L243 243H240L241 241H238L236 243V245L238 246H235L234 244V247L230 248L228 246L229 249H227V246H226V242L228 241L227 238L231 236H228L227 238H225L226 240L223 241L220 239L221 237V234L222 233H233V225L235 227L236 223H238L237 221V217L235 216H238ZM78 216H80V218H78ZM110 216V215H109ZM109 216H106L105 219L109 218ZM112 216V215H111ZM29 217V216H28ZM33 217V216H32ZM114 217V216H113ZM24 218V217H23ZM26 220L27 217L25 216ZM30 218V217H29ZM252 218V219H250ZM110 219V218H109ZM64 220V221H65ZM108 220V219H107ZM113 220V219H112ZM111 221V219H110ZM113 221H116V220H113ZM26 222V221H25ZM24 222V223H25ZM242 222V221H241ZM90 223L92 224H95V226L97 225L96 223H102L103 226H101V229H103L102 231V235L99 233L100 236H96V234L90 236L88 234V230L86 231L87 234L90 236L88 237L87 234H85V232L83 233L81 230H85L84 228H86V226L90 225L92 226ZM112 223V222H111ZM6 224V223H5ZM113 224V223H112ZM239 225H236L237 228L239 229L238 226H240V223H238ZM244 224V222H243ZM259 224V225H258ZM4 225V224H3ZM7 225V224H6ZM9 225V224H8ZM7 225V226H8ZM254 225H258L257 228H255ZM25 226V227H24ZM243 226V225H242ZM40 227V229H39ZM38 227L39 230H42L41 228V225ZM89 227V226H88ZM87 227V228H88ZM93 227V226H92ZM254 227V228H253ZM8 228V229H7ZM233 228V229H232ZM236 228V227H235ZM241 228V227H240ZM253 228L254 231H252L251 233V229ZM34 232V229L31 228ZM97 229V228H96ZM99 230V229H97ZM237 230V229H236ZM241 230V229H240ZM239 230V231H240ZM243 230V233H244V229ZM241 230V231H242ZM89 231H92L89 230ZM96 231V230H95ZM94 231V232H95ZM250 231V232H249ZM25 232V233H24ZM99 232V231H98ZM97 232V233H98ZM106 232V233H105ZM118 232V231H117ZM24 233L26 234L27 233V236H29V244H26L24 245V247H20L17 245V240L20 239L19 236L22 237L24 236H21V234ZM43 233V232H42ZM93 233V231L91 232V234ZM242 233V232H241ZM250 233V235H249ZM116 234V233H115ZM235 234V233H233ZM62 235V234H61ZM126 235V239L124 238ZM223 235V234H222ZM226 235V234H225ZM236 235V234H235ZM238 235H241L238 233ZM108 236V237H109ZM115 235H113L114 237ZM224 236V235H223ZM26 237V236H25ZM107 237V238H108ZM225 237V236H224ZM242 237V238H243ZM50 238V237H49ZM48 238V239H49ZM231 238V237H230ZM233 238V237H232ZM235 238V237H234ZM233 238V239H234ZM237 239L240 238L242 241L243 239L241 238V236L239 237H236ZM24 240L26 238H23ZM55 239V237H54ZM106 239V238H105ZM108 239H112V237L108 238ZM126 241H125V240ZM223 239V238H222ZM47 240V239H46ZM45 240V241H46ZM52 240V239H51ZM20 241V240H18ZM23 241V240H22ZM129 243H128V242ZM232 242V240H230ZM235 241V239H234ZM0 242V244H1ZM26 242V240H25ZM54 242V241H53ZM107 242V243H106ZM111 242V240H110ZM127 246H126V244ZM230 242V243H231ZM236 242V241H235ZM234 242V243H235ZM246 242V244H244ZM48 243V242H47ZM46 243V245H47ZM52 242H49L48 244H50ZM124 244V245H121V244ZM115 244H116V248L117 250H114L115 248ZM137 244H140V245H137ZM229 244V241L228 243ZM3 245V247H4ZM141 246L139 247V249H137L136 247L137 246ZM231 245V244H230ZM2 248V246H0ZM0 248V249H1ZM57 248V249H58ZM114 248V249H113ZM140 248H141V251H140ZM2 250H4L2 248ZM1 251V250H0ZM7 251V250H6ZM10 251V250H9ZM47 251V250H46ZM5 252V251H4ZM8 252V251H7ZM11 252V253H12ZM3 253V252H2ZM1 254V253H0ZM5 255V254H4ZM11 255V254H10ZM42 255L44 256V258L42 257ZM50 255V253L48 252L47 256ZM1 256V255H0ZM10 257V256H9ZM57 257V258H56ZM48 258V257H47ZM8 259V258H7ZM37 260H41L40 263H38ZM11 261H12V257H11ZM8 263V262H7Z\"/></svg>",
    "mask_w": 264,
    "mask_h": 264
},
{
    "label": "rangeland",
    "instance_id": "rangeland-1",
    "mask_svg": "<svg viewBox=\"0 0 264 264\" xmlns=\"http://www.w3.org/2000/svg\"><path fill=\"white\" fill-rule=\"evenodd\" d=\"M13 1L15 2L16 1V3L18 4H15V3H13ZM22 0H0V6H2V7H0V40L1 39H3V40H5V42L4 41H2V44L3 43H6V44H4V46L6 47L5 49H7V48H9V49H7V51L5 52L4 50V48H3V46L2 47H0V75H3V76H5L4 78L5 79H0V87L2 86V88H1V94H0V125L2 126H0L1 128H0V171H1V168H2V172H0L1 174H0V233H2L5 229H6V227H9L10 225H11V223L13 224V218H15L16 216H18L20 219H21V221H23V224L25 225H27L28 224V221H29V226H28V228L30 229L29 230V233H31L32 234V237H36L37 235H35L36 233L38 234V232H39V234H38V236L37 237H39V236H41V234H42V236L44 237V244L43 245H45V247L44 246H42L44 249H45V251L44 250H42V252H43V255H45V258H44V256L42 255V257L44 258L43 260V262H47V261H49L48 259L50 258V257H55L56 256V253H58L59 251H60V249L58 248V246L56 245L57 244V242L58 241H56V238L58 239V240H60V237L62 236L63 237V234H64V231L66 230V220H65V210H64V213L63 212H60V214L58 215V213L57 212H59V210L58 211H54L53 209H55L56 207H55V203L57 202V200L60 198V199H62L61 201V205H62V207H61V209L64 207L65 208V206L67 205H65V203H66V200L64 199V197L62 198V195L64 196V190H67L66 188H65V186H66V184H68V182H70V180L72 181V179H73V173H75V172H77V168H78V171H79V169H80V167L78 166L76 169H75V167L76 166H74L73 167V161H74V159H72L73 157H71L70 156V154L69 153H67V152H64L63 150H62V152L60 151V154L61 155H63V157L60 155L59 156V160L61 161V165H62V167H63V169H62V171H61V173H59L58 175L56 174V172L55 173H53L54 171H52V170H49V171H46V173H47V177H48V180H52L51 178H53L54 180H53V183L51 184L52 186H54L53 187V192H54V194H53V192H51L52 194H50V190L48 189L50 186H49V184L47 183L46 184V182H44L43 184H44V186L43 187H41L42 189H40V187L39 186H37V187H35V184L33 183L34 181H36L38 178L36 177H34V175H33V173H32V170L29 168V167H27V160L25 159V157L24 156H26V158L28 157L27 155L29 154V155H31L32 156V154H34V155H39L37 152H39V153H41L40 155H44L43 157H45V158H47L48 157V155L47 154H50L49 152L50 151H44L45 149H47V150H53L54 148H55V144L57 143L58 145H59V142H60V147H62V148H64L65 146H64V144H65V142H66V145H67V143L68 142H70L72 139H73V137L72 136H70V135H75V132H76V130H77V128L79 127V125L81 126V120H78V119H81V118H83L85 115H84V112H82V110H80V108L81 109H83V107L84 106H86V104H87V106H88V108H90L89 110H91L92 112H97V111H101V116L100 117H102L103 116V113H102V110L106 107V106H108V108L111 110V107L113 106V104H115L116 102H115V98H114V95L113 96H111L113 93H112V89H111V87H109V86H112V85H109V80H107L108 79V77H106L107 79V81L105 80H102L101 81V79H99V78H95V75L97 76V68H95V66L97 65V63H95L96 62V59L95 58H93V59H90V60H92L91 62L93 63V66L91 65V62L90 61H86V62H84V61H80V64H79V67H80V69L81 68H83V66H84V68L87 70L86 71V73H84L83 74V76L82 75H79V74H76V72H78L79 70H76V69H78V68H76L75 66L73 67V65H71V64H69V65H71L70 66V69H65V67H63V66H65V65H67L68 64V61H66V60H63L62 61V59L63 58H59L58 56H57V53H58V51L59 50H61L60 48H59V45H57V46H51L52 48H53V50H52V48L51 47H48L50 50H46L45 48V50L48 52H46V51H44L46 54H44L42 57H40L38 60H36V61H34V59L33 58H35V56L34 55H32V53L34 52V50L35 49H33V48H35V44L37 43V42H46V37L48 36V35H51L52 34V32L50 33V31H49V29L52 31L53 29V31H55L56 29H57V26H54L55 24L56 25H58V27L59 26H61L62 28L64 27L63 25H64V21L62 22L61 20H56L55 21V18H53L54 16L56 17V15H57V18L60 16V15H64V14H68L70 11H72L70 8H66L63 4H62V2H63V0H58V2H56L57 0H55V2H56V4H54L55 6L57 5V6H59L60 7V10H58V11H61L62 12V14H60L59 12H57V8H59V7H54V6H52V8L54 7V8H56L55 9V11L54 10H52L53 11V13L52 12H50V9H49V11H48V13L49 14H47V11H46V13H44V12H41V11H44V9H46V7L48 8L49 6H51V5H49V3H50V1H47V0H23L22 2H21ZM36 1V2H35ZM44 1V2H43ZM47 1V2H46ZM107 1V0H106ZM105 0H101V2H102V4H103V6H105L106 5V8L105 7H103L102 5H101V2H99V1H97V0H95V3L97 4V2H98V4L100 3V5H98V8H101V9H99V10H96V11H93V13H97V14H95V15H91L92 14V12L90 13V15L91 16H89L90 17V19L92 20V21H90V19H87L88 21H87V23H85L86 22V19H85V21H84V27H85V25L86 26H91V27H93L94 29L96 28V27H98V25H99V23H100V21H103V19H104V13H103V8L104 9H109L108 7H110V6H112L113 4L115 5V3H112V1L113 2H116L117 1V3H118V0H108L107 2L108 3H110V4H112V5H110V4H108V3H106V4H104L105 2H106ZM119 1H121V0H119ZM135 2H137L138 1V3L137 4H139V5H141V7H146V6H148L149 4H152V6L154 5V3H155V0L153 1V0H134ZM143 2V4H142V2ZM148 1V2H147ZM154 3H153V2ZM170 0H168V2H169ZM184 1V0H183ZM182 0L180 1V0H175V2L177 3H180V2H183ZM206 1V2H205ZM205 1H198V7H196V8H194L195 10H193V11H196L198 14H200L201 13V11L204 9V8H206V10H207V8L208 9H210L211 11H212V9H213V12H211V18H212V20H213V14L212 13H214V20H216L217 19V21H213L212 22V20H210L209 21V25H210V30H209V28L208 29H206L205 30V32H207L206 34H205V32H202L201 34V37L202 36H205V38H203V43L205 42H209V44L208 43H204V44H202V50H203V53H199L200 54V56L198 55V54H196V56L195 57H197V58H193V60L195 61H193V62H191V63H189V64H187L186 65V67L188 68L189 67V70H192V69H194L192 72H189V70H187V74H191L190 76L188 75V83L186 84V90H187V92H188V95H190V96H188V98H192V99H202L203 100V98H201V97H203L202 96V94H204V95H207V96H209L210 97V100H212L211 99V96L212 97H215V98H213V100L214 99H216V97L218 96V92H216V89H214L215 88V84H216V88L218 87V88H221L225 83H223V84H221V83H219V81H216L215 80V77L217 76V75H219L220 76V74H222V71H223V73L225 72V70L227 69V67H223V65H222V61H224V57L225 56H227L226 54L232 49V48H234V47H236L235 46V44H238L239 42V40H240V42L241 41H243V37H245V35H247V34H245V29L244 28H246V26H248L247 24H250L251 23V25H254L253 26V32L252 33H254L255 31L254 30H256V33H258V31H259V33H258V37L260 38V37H263V38H260L261 40H263V42H264V33H263V24L262 23H264V21H262V19L264 20V0H211V2H210V0L208 1V0H205ZM212 1H213V3H214V1H216L214 4L212 3ZM248 1H253L254 2V8H253V10H252V14H254L253 16H252V14L250 15V17H248L247 15V17H244L243 15L246 13V9H245V5L247 4V2ZM3 2H4V4H3ZM6 2V3H5ZM11 2V3H10ZM27 4H25V3ZM29 2V3H28ZM31 2V3H30ZM42 2V3H41ZM159 2H161V3H163L164 5L166 4L167 6L169 5V4H167L166 2H167V0H164V1H162V0H160ZM202 2H204V3H202ZM7 3H9V4H7ZM13 3V4H12ZM22 3V4H21ZM36 3V4H35ZM44 3V4H43ZM60 5H59V4ZM120 3V2H119ZM199 3H200V5H199ZM208 4L209 5V7H208V5H206V4ZM210 3V4H209ZM10 4H12V5H10ZM30 4V6H28ZM41 4V5H40ZM43 4V5H42ZM46 4V5H45ZM95 4V5H96ZM110 5V6H108V5ZM146 6H145V5ZM157 5H159V3H156ZM163 4H160L161 6L163 5ZM203 4V5H202ZM212 4V5H211ZM14 5V6H13ZM62 5V6H61ZM96 5V6H97ZM206 5V6H205ZM10 6V7H9ZM45 6V7H44ZM99 6H101V7H99ZM150 7H151V5H149ZM160 6V7H161ZM200 6V7H199ZM205 6V7H204ZM215 6V7H214ZM16 8L17 7V9H18V13H16L15 15L10 11V10H12V8ZM25 7V8H24ZM38 7H39V9H38ZM43 7H44V9H43ZM62 7H64V8H62ZM164 6H162L161 8H159V6H158V10L160 9H164L163 8ZM173 6H171V7H169V8H172ZM4 8V9H3ZM26 8H27V10H26ZM32 8V11L30 10ZM34 8V9H33ZM40 8H42V9H40ZM53 8V9H54ZM62 8V9H61ZM98 8H96V9H98ZM212 8V9H211ZM2 9V10H1ZM25 9V10H24ZM64 9V10H63ZM215 9V10H214ZM21 10V11H20ZM28 10H29V12H28ZM38 10V11H37ZM40 10V11H39ZM159 10V11H160ZM245 10V13L243 12L242 13V11H244ZM263 10V11H262ZM3 11V12H2ZM25 11V12H24ZM31 11V12H30ZM36 13H35V12ZM98 11V12H97ZM192 11V12H193ZM199 11V12H198ZM217 11V12H216ZM260 11V12H259ZM5 12V13H4ZM41 12V13H40ZM63 12H64V14H63ZM196 12H193V17L194 18H196V20H199L200 19V16L199 15H197V13ZM263 13L262 15H259L260 13ZM3 15H5L6 17H4V20H3V16H2V14ZM9 15H8V14ZM32 13V14H31ZM37 13H38V16H35V15H37ZM42 13H44V14H42ZM56 13V14H55ZM101 13V14H100ZM196 13V14H195ZM7 14V15H6ZM17 14H18V16H17ZM40 14V15H39ZM100 14V15H99ZM20 15V16H19ZM31 16V17H29V16ZM42 15V16H41ZM49 15V16H48ZM51 15V16H50ZM59 15V16H58ZM195 15H197V16H195ZM242 15V16H241ZM25 16V17H24ZM46 16V17H45ZM48 16V17H47ZM53 16V17H52ZM95 16V17H94ZM98 16V17H97ZM241 16V17H240ZM261 16H263L262 17V19H261ZM2 17V18H1ZM29 17V20L27 19V18ZM35 17H40V21H41V23H43V24H41L40 23V21L38 22V20H37V22L38 23H40L39 24V26H38V23H36V20L35 19H38V18H35ZM41 17H43V18H41ZM50 17V18H49ZM100 17V18H99ZM197 17H198V19H197ZM217 17V18H216ZM244 17V18H243ZM258 17H260V18H258ZM8 18V19H7ZM32 18H34V19H32ZM47 18V19H46ZM56 18V19H57ZM93 18V19H92ZM210 18V19H211ZM241 18V19H240ZM247 18H253V21H254V23H253V21H252V19H250V21H249V19H247ZM20 19H27V22L25 23L26 24V26L25 25H23L22 24V22L20 23V21H22V20H20ZM59 19V18H58ZM96 19V20H95ZM102 19V20H101ZM218 19H219V23H218ZM261 20V22H260V20ZM3 20V21H2ZM20 20V21H19ZM32 21V23L31 22H29V21ZM93 20H95V21H93ZM98 20H99V22H98ZM246 20V21H245ZM256 20H258L259 22H257ZM7 21V22H6ZM53 21H55V22H62V23H60V24H58V23H53ZM238 21H241L242 22V24L241 23H239ZM244 21V22H243ZM10 22V23H9ZM19 24H18V23ZM96 22V23H95ZM98 22V23H97ZM181 22V24L179 23V20H178V22L176 21V23H175V21L173 22V23H175L173 26L175 27V29H174V27L173 26H170V27H166V26H164V24H162L161 23V25H162V29L164 30V28L166 27L167 29L166 30H162L161 29V25H160V23H158V25H156V26H153V27H156V28H153L151 25L149 26V24L147 25L146 24V26H144V28H146L148 31L151 29V33L150 32H148L147 30H146V32L147 33H149L148 35V37L149 38H154L155 36L156 37H158V38H155L158 42H163V45L165 46V45H168V44H170L171 46L172 45H176L177 44V39L179 38V37H190L189 36V34H187V31L186 30H188V29H186V23H184V21H180ZM183 22V23H182ZM212 22V23H211ZM214 22H216L215 23V25H214ZM250 22V23H249ZM30 23V24H29ZM35 25H34V24ZM90 23H95V24H91L90 25ZM179 25H178V24ZM211 23V24H210ZM238 23V24H237ZM244 23V24H243ZM17 24V25H16ZM22 24V25H21ZM53 26H51V25ZM54 24V25H53ZM87 24H89V25H87ZM260 26H259V25ZM262 24V25H261ZM4 27H3V26ZM5 25H6V27H5ZM11 25H14V26H12L11 27ZM19 25V26H18ZM30 25V26H29ZM37 25V26H36ZM48 25V26H47ZM95 25V26H94ZM160 25V26H159ZM178 25V26H177ZM181 25V26H180ZM232 25V27H230ZM22 27V29H20L21 27ZM25 26V27H24ZM33 26H36V27H39V28H43L42 30H44V28L46 29V30H44L43 31V39H41V41H40V36H37V34H36V36L38 37V38H36L34 35L35 34H33V36H30L31 35V31H32V28H33ZM44 26V27H43ZM47 28H46V27ZM147 26H149L148 28H147ZM183 26V27H182ZM8 27V28H7ZM14 27V28H13ZM28 27H30L31 28V31L29 32V30L30 29H28ZM56 27V28H55ZM164 27V28H163ZM180 27V29H178ZM9 28H10V30H9ZM25 28H27L28 30V33L26 32V29ZM49 28V29H48ZM53 28V29H52ZM60 28V27H59ZM62 28H60V29H58L59 30V32L57 31V37H60V38H62V37H65V31H64V28L62 29ZM150 28V29H149ZM186 29V30H182V29ZM262 28V29H261ZM4 29H5V31H4ZM34 29V28H33ZM154 29V30H153ZM160 31H159V30ZM174 29V30H173ZM178 29V30H177ZM262 30V32H261V30ZM8 32H7V31ZM21 30V31H20ZM61 30V31H60ZM93 30V29H92ZM175 30H177V31H175ZM207 30H209V31H207ZM229 30V31H228ZM19 31V32H18ZM64 31V32H63ZM154 31V32H153ZM162 31V32H161ZM166 31V32H165ZM171 32V34L169 35V33ZM182 31V32H181ZM183 31H185V33L183 32ZM228 31V35L226 36V32ZM244 31V33H242ZM21 32V33H20ZM22 32H25L26 34H23ZM49 32V33H48ZM60 32H62V33H60ZM157 32V33H156ZM211 33V34H209V36L207 35L208 33ZM241 32V33H240ZM260 32L261 33H263V35L261 34V36H260ZM20 33V34H19ZM30 33V34H29ZM46 33H47V35H46ZM152 33L154 34V35H152ZM162 33V34H161ZM163 33L164 34H166L165 36L163 35ZM242 35L241 37H240V34ZM19 34V35H18ZM60 34H63V35H60ZM158 34V35H157ZM179 34L181 35V36H179ZM185 34V35H184ZM244 34V35H243ZM16 35V36H15ZM22 35V36H21ZM27 35H29L28 36V38H27ZM151 35V36H150ZM163 36V37H159V36ZM168 35V36H167ZM173 35V36H172ZM62 36V37H61ZM171 36H172V38H171ZM178 36V37H177ZM207 36H208V38H207ZM2 37H4V38H2ZM23 37V38H22ZM29 37H30V40H31V38H32V40L31 41H29ZM49 37V36H48ZM47 37V38H48ZM168 37V39L166 40V38ZM170 37V38H169ZM175 39H174V38ZM177 37V38H176ZM187 37V38H188ZM257 37V35L255 36V37H253V38H255L254 40H255V42H254V44H253V48H255V49H252V57H254V58H256V59H254V61H252L251 62V60H253V58L250 56L249 58H247V59H249L248 61H247V59L246 60H243V61H241V63L240 64H238V63H234V64H236L235 65V68L236 69H240V70H238V76H239V74H242V75H240V77H244V78H242L241 80H243L242 82H240V86L242 87V85L244 84V82L246 81V80H249L250 81V79L252 80V81H250V82H245L246 84H245V86H243V87H245V88H243V90H246V88H247V93H249V95H251L252 97L253 96H255V94L257 93V91H259L257 88H258V84H256L257 82H259L260 80H259V74L258 73H261V67L264 65V46H263V44L264 43H262V41H260L261 43L259 44V45H257L258 44V42H259V38ZM14 38V39H13ZM18 38H20L19 40H18ZM26 38V39H25ZM34 38V39H33ZM36 38V39H35ZM159 38H161L160 40H159ZM187 38H185V40L187 39ZM210 38V39H209ZM240 38H242V39H240ZM13 39V40H12ZM16 39H17V41H16ZM21 39H23V40H21ZM37 39H39V40H37ZM52 40V36L51 37H49V39H47V41H49V40ZM164 39L166 40V42L164 41ZM189 39V38H188ZM208 41H207V40ZM230 39V40H229ZM239 39V40H238ZM259 39V40H258ZM20 40H21V42H20ZM173 40V44H171V41ZM205 40V41H204ZM227 40H229L230 42H229V45L226 43V41ZM233 40V42L231 43V41ZM244 42H246V41H248V39L247 38H244ZM258 40V42H256ZM11 41H12V43H11ZM30 42V44H29V42ZM33 41V42H32ZM37 41V42H36ZM116 41L117 42H121V43H123L122 41L123 40H121V38L119 39V38H117L116 39ZM169 41H170V43H169ZM176 42V44H175V42ZM24 42V43H23ZM28 42V43H27ZM32 42V43H31ZM35 42V43H34ZM168 42V44H165V43H167ZM238 42V43H237ZM8 43V44H7ZM11 43V44H10ZM16 43V44H15ZM20 43H22V44H25V45H27V46H29V47H27V46H23L22 44L21 45H19ZM27 43V44H26ZM231 43V44H230ZM256 43V44H255ZM29 44V45H28ZM32 44V45H31ZM119 44V45H118ZM162 44V43H161ZM49 45H50V43H49ZM180 45V44H179ZM206 45V46H205ZM227 45V46H226ZM232 45H233V47H232ZM8 46V47H7ZM14 47V48H12V47ZM15 46H16V48L17 49H15ZM33 46V47H32ZM43 46H45V44H43ZM116 46L117 47H121V44L120 43H116ZM183 46V45H182ZM203 46H205L204 48H203ZM208 46V47H207ZM10 47H11V49H10ZM22 47V48H21ZM119 47V48H120ZM232 47V48H231ZM18 48H21V49H19L18 50ZM26 48V49H25ZM32 48V49H31ZM54 48H56V49H54ZM23 49V50H22ZM31 49V50H30ZM207 49V50H206ZM230 49V50H229ZM259 49V50H258ZM25 50V51H24ZM58 50V51H57ZM205 50V51H204ZM14 51V52H13ZM15 51H17V52H19L18 53V55H16L15 53H17V52H15ZM31 51V52H30ZM33 51V52H32ZM50 51H52V52H50ZM54 51H57V52H54ZM259 51V52H258ZM261 51V52H260ZM9 52H11V53H9ZM13 52V53H12ZM20 52H21V54H20ZM24 52V53H23ZM29 52V53H28ZM202 52V51H201ZM218 52V53H217ZM255 52H257L256 54H255ZM27 53H28V55H27ZM30 53H31V56H30ZM52 53V54H51ZM54 53V54H53ZM219 54L218 56H219V58L220 59H223V60H221V64L220 63H217L216 61H215V55L214 54ZM261 53H263V55L261 54ZM7 54V55H6ZM14 55V57H13V55ZM21 56H20V55ZM49 54H51V55H49ZM258 54H259V56H261V59H259L260 57L258 56ZM9 55H10V57H9ZM12 55V56H11ZM24 57H27L28 56V60L27 61H24V62H21V63H19L21 60H22V57L23 56ZM27 55V56H26ZM49 55V56H48ZM55 55V58L53 57V56ZM254 55V56H253ZM7 56V57H6ZM30 56V57H29ZM51 56L53 57L52 59H51ZM232 58L234 57V58H237V54L236 53H233L232 52V55H230ZM256 56H258V57H256ZM11 57H13V58H20V59H13L12 58V60H11ZM263 57V58H262ZM9 58H10V61H8L9 60ZM251 58V59H250ZM260 60L258 63H257V60L258 59ZM6 59V60H5ZM57 59H59V60H57ZM61 59V60H60ZM16 60V61H15ZM18 60V61H17ZM57 60V61H56ZM206 60H209V61H207L206 62ZM256 60V61H255ZM12 61H14V62H12ZM29 61V63H26V62H28ZM34 61V62H33ZM38 61V62H37ZM48 61V62H47ZM52 61V62H51ZM60 61V62H59ZM244 61H246V62H244ZM52 64H51V63ZM65 62V64H63ZM82 62V63H81ZM89 62V67H94L92 70H90L91 71V73H90V71L88 70V69H90L88 66H87V63ZM213 62H215L214 64L215 65H217V66H211L210 68L211 69H214L215 70V72H216V75H215V77H214V81L212 82V85L214 86V88H213V86L212 85H210V84H208V87H207V85H206V87L209 89L211 86H212V88H213V90H215V91H213L212 90V88H210L209 90V95H208V93H207V91H208V89L206 88L205 89V87H203L202 85H199L198 84V82L196 81H194V80H196V79H198V77H199V74H200V76H202V73H203V75L205 74V69L206 68H204L205 67V65H208L209 63L211 64H213ZM225 62H227L228 63V61H226L225 60ZM9 63V64H8ZM17 63V64H16ZM45 63V64H44ZM60 63H62V65L60 64ZM95 63V64H94ZM184 62H177L176 64H179V65H177L179 68H181L182 66H183V68H184V64H186V63H184ZM207 63V64H206ZM244 63V64H243ZM252 63V64H251ZM254 63L256 64V65H254ZM260 63V64H259ZM262 63V64H261ZM4 64V65H3ZM13 64V65H12ZM23 66H22V65ZM29 64V65H28ZM38 64V65H37ZM44 64V65H43ZM84 64V65H83ZM180 64H182V65H180ZM192 64V65H191ZM213 64V65H214ZM220 64V65H219ZM228 64H230V63H228ZM3 65V67H1ZM17 65H21V66H17ZM26 65V66H25ZM34 65V66H33ZM48 65V66H47ZM51 65H52V67H51ZM60 65V66H59ZM86 65V66H85ZM191 65V66H190ZM242 65V66H241ZM243 65H244V67L248 70H246V69H244V67H243ZM252 65H253V67H252ZM258 65V66H257ZM82 66V67H81ZM247 66H249V67H247ZM254 66H256L257 67V69H256V67H254ZM261 66V67H260ZM12 67V68H11ZM21 67V68H20ZM26 67V68H25ZM31 67V68H30ZM32 67H34L33 69H32ZM37 67H39V68H37ZM60 67H62L61 68V70H60ZM219 67H220V70L221 71H217L216 69L218 68L219 69ZM223 67V68H222ZM254 68V70H255V72L256 71H259V72H254V70L253 69H251V68ZM259 67V68H258ZM18 68V69H17ZM25 68V69H24ZM28 68V69H27ZM59 68V69H58ZM242 68V69H241ZM261 68V69H260ZM263 68H264V66H263ZM4 69V70H3ZM39 69V70H38ZM58 69V70H57ZM186 69V68H185ZM224 69V70H223ZM250 69V70H249ZM7 70H10V71H8L7 72ZM32 70V71H31ZM37 70V71H36ZM48 70H49V72H48ZM53 70V71H52ZM66 70H68V71H66ZM73 70V71H72ZM203 70H204V72H203ZM207 70V69H206ZM242 70V71H241ZM261 70V71H260ZM13 71V72H12ZM59 71V72H58ZM64 71V72H63ZM72 71V72H71ZM76 71V72H75ZM93 71V72H92ZM24 72V73H23ZM36 72V73H35ZM57 72V73H56ZM65 72H66V74H68V72H69V74H70V77H68L69 79H67L66 80V82H67V84H64L65 83V80H63L62 81V77L61 76H63L64 77V75L63 74H61V73H64L65 74ZM71 72V73H70ZM87 72H88V74H87ZM94 72H96V73H94ZM221 72V73H220ZM240 72H242V73H240ZM247 73V74H244V73ZM250 72V73H249ZM251 72H253L252 74H251ZM11 73V74H10ZM17 73V74H16ZM35 73V74H34ZM52 73V74H51ZM72 73H74V74H72ZM92 74L91 76H90V74ZM218 73V74H217ZM8 74H9V77H8ZM15 74V75H14ZM20 74V75H19ZM23 74V75H22ZM39 74V75H38ZM43 74V75H42ZM48 74V75H47ZM50 74V75H49ZM60 74V75H59ZM65 74V75H66ZM69 74L67 75V76H69ZM71 74H72V77H71ZM88 76H87V75ZM94 74V75H93ZM257 74V75H256ZM7 75V76H6ZM35 75H36V77H35ZM74 75H75V77H76V79H75V77H74ZM77 75H79V76H77ZM246 77H245V76ZM252 75L253 77H250V76ZM258 77V78H256V76ZM13 76H15V77H13ZM23 76V77H22ZM40 76V77H39ZM86 76V77H85ZM175 76V75H174ZM197 76V77H196ZM219 76H217L218 77V79H219ZM248 76L250 77V78H248ZM254 76H255V80L254 79H252V78H254ZM11 77H12V79H11ZM44 77V78H43ZM48 77V78H47ZM78 77V78H77ZM84 77V78H83ZM89 77L91 78V79H89ZM195 77V78H194ZM240 77H238V80H240ZM38 78V79H37ZM54 78V79H53ZM61 78V79H60ZM72 78V79H71ZM80 78V79H79ZM174 78V77H173ZM14 79V80H13ZM21 79V80H20ZM26 79V80H25ZM41 79V80H40ZM95 79H96V81H95ZM246 79V80H245ZM5 80H8V81H5ZM32 80L34 81V83L32 82ZM36 80H37V82H36ZM61 80V81H60ZM68 80H70V81H68ZM89 80V81H88ZM233 80V79H232ZM232 80L230 81V80H228L227 82L229 83V81H230V83L232 82ZM235 80V79H234ZM259 80V81H258ZM24 81V82H23ZM50 83H49V82ZM73 81V82H72ZM88 81V82H87ZM191 81V82H190ZM26 82V83H25ZM60 82H62V83H60ZM70 84H69V83ZM77 82V83H76ZM79 82V83H78ZM83 82V83H82ZM90 82V83H89ZM102 84H101V83ZM104 82H105V84H104ZM108 82V83H107ZM111 82V81H110ZM218 82V83H217ZM254 82H255V84H254ZM6 83H7V85H6ZM9 83V84H8ZM21 83V84H20ZM39 83V84H38ZM52 83V84H51ZM54 83V84H53ZM58 85H57V84ZM91 83H92V85H91ZM189 83H191L190 85H189ZM5 84V85H4ZM13 84V85H12ZM37 84V85H36ZM76 84V85H75ZM80 84V85H79ZM83 84V86L81 87V85ZM101 84V85H100ZM108 85V87H107V85ZM219 84H221V87H220V85ZM227 84V83H226ZM242 84V85H241ZM41 85V86H40ZM57 85V86H56ZM59 85H60V87H59ZM62 85H64L63 87H62ZM104 85V86H103ZM197 85V86H196ZM202 87V89H200V87ZM11 86V87H10ZM13 86V87H12ZM38 86V87H37ZM75 88H74V87ZM88 86H89V88H88ZM94 86V87H93ZM102 86H103V88L104 87H106V89H103L102 88ZM249 88H248V87ZM6 87V88H5ZM16 87V88H15ZM18 87V88H17ZM24 87V88H23ZM26 87V88H25ZM42 87V88H41ZM48 87V88H47ZM51 87V88H50ZM53 87V88H52ZM55 87V88H54ZM77 87V88H76ZM98 87V88H97ZM132 87V86H131ZM130 87V88H131ZM191 87V88H190ZM193 87H195V88H193ZM199 87V88H198ZM257 87V88H256ZM34 90H33V89ZM58 88V89H57ZM91 88V89H90ZM95 88V89H94ZM128 89L129 90V92H126L127 94V96L128 95H130V97L133 99V101L134 102H136L135 103V107H136V109L137 110H139V112H143V113H148V111L147 112H144V111H146V110H148L149 108V113H148V115L150 116V117H152L151 118V121H152V124H154V125H151V127H152V129H153V135H152V137L150 138V144H155L156 146H154V145H149L151 148H149V146L147 147V149L145 150V152H141V153H137V155L134 157V158H136L137 159V161H135V162H133L132 164H131V166H137L138 167V165H139V167H141V170H132L131 171V176H128V177H126V178H122V175L125 173L124 171V173L123 172H121L122 170H118L117 171V169H114V165H117V164H113V163H116V162H114L115 160H114V158H115V155L117 154V152H115V147H117V145L115 146V141L116 140H121V141H125V139H123V138H126V137H128L127 135H126V133L124 132V134L120 137V135L119 136H114V129L113 128H111L113 131L111 132V130H110V133H112L113 135H106V136H104L103 138L100 136V138H98L99 137V135H98V132H97V134L95 133V134H92L94 137H95V139L93 138V137H90L91 136V133L90 134H84L83 135V133H81V135H79L82 139L83 138H85V139H81L79 136V142L80 143H84V142H88L89 141V139L90 140H92L94 143H96V144H94V147L95 146H97V148H95V150L100 154V160H99V163L101 162V164H99V168L102 170V168H103V171L104 172H106L107 173V170H109V169H111L110 167H112V169H111V171L109 172L108 171V173H110V177L113 179L114 178V180L116 179V184H119V179H127V182H128V180L130 181L131 179V181L129 182V184L131 183L132 185H128V183L126 184V182H125V185H128V187L129 188H132L131 190L127 187V186H125L124 185V180H122V182H120L122 185H124L123 187L125 188V191H126V193H129V194H127V196H128V198L130 199V200H132V201H134L135 202V198L134 197H136V195L134 194L135 193V191L133 192V190H135V188H136V190L138 189L137 188V186L139 185L135 180H138V179H136V177L137 176H139V177H141V178H144V181L146 182V184H149L150 182H152V180H158L159 182H161L160 184L161 185H164V184H167V181L166 180H169L170 178H171V175L172 174H174L175 172L174 171H176L177 172V170H175V169H178V172L180 171V169H186V170H184V171H181L180 172V174L182 173V174H185V173H183V172H186V173H188V175L186 176H184L185 178L186 177H188L189 176V178H187L186 180L187 181H189L190 183H192V184H194V183H196L195 184V187H197V186H200L199 188H201V189H205L206 188V186H214L213 188L215 189V192L219 195V196H222L223 195V198H224V196L226 197L228 194H229V191L231 190V187L234 185V182H235V180H236V174H235V172L233 171V169H232V167L233 166H230L228 169H226L222 164H220V165H218L217 164V166H215L216 168H218V170L216 171V172H212V173H210L211 171L210 170H212V164H208L209 163V159H211V158H209V155H210V157H217V158H222V156L224 155L222 152H218L217 153V151L216 150H214L215 149V145H212V143L210 144V137H211V139H216V137H214V136H217V138L219 139L218 141H219V146L221 145V143H223L225 140H224V138H222V136H223V134H225V135H230V129H232V131L234 132V133H236V130H234V128L235 127H233V125L228 121V120H224V119H216V118H214V117H211V118H209L211 115H209L208 116V118H209V120H208V118H207V115H201V116H199L198 117V121L197 120H195L196 122H198V123H196L195 121H194V118H193V116L191 115V117H190V115H186L184 112H182L183 110H178L177 111V113L179 114V113H181V114H183L184 116L186 115L187 117H184V116H182L181 114V116L180 115H178V114H176V116L174 117V114H165V118H164V114H162L163 115V117L162 116H160V120H158L157 121V119H159L158 117L159 116H157V114L158 115H161L160 114V111L158 110L159 109V107H160V105H165L166 103L164 102V101H162V99H158V97H156V96H154L153 95V97H152V95H151V97H150V95L147 97L146 96V94H143L141 91V89H139V88H137V87H135V90H136V92L133 90V92L131 91L132 90V88L131 89ZM188 88V89H187ZM6 89H8V90H6ZM13 91H15V92H13ZM22 89V90H21ZM28 89H29V91H28ZM41 89L42 90H44V92L42 91L41 92ZM50 90V92H49V90ZM53 89H56V90H54L53 91ZM68 89V90H67ZM107 89L109 90V92L107 93ZM163 89V90H162ZM165 89L166 88H162V87H160L159 88V90H160V92H159V90L157 91L158 93H161L162 91V93H165L164 91H165ZM195 89V90H194ZM198 89H200V90H198ZM206 90L205 92L203 91V90ZM10 90V91H9ZM19 92H18V91ZM25 90V91H24ZM80 90H82V91H80ZM94 90V91H93ZM106 90V91H105ZM140 90V91H139ZM190 90V91H189ZM193 90V91H192ZM248 90H249V92H248ZM17 91V92H16ZM57 91H59V92H57ZM63 91V92H62ZM93 93H92V92ZM100 91H103V92H101L100 93ZM110 91H111V94H110ZM131 91V92H130ZM138 91V92H137ZM196 91V92H195ZM201 91H202V93H201ZM212 91L213 92H216L217 94H215V93H212ZM31 92V93H30ZM36 92V93H35ZM53 92H54V94H53ZM62 92V93H61ZM68 92L69 93H71V95L74 97V101H69V95L70 94H68ZM74 92V93H73ZM76 92H78V93H76ZM91 92V93H90ZM95 92V93H94ZM104 92H105V94H104ZM135 92V93H134ZM140 92V93H139ZM193 93V94H190V93ZM199 92V93H198ZM4 93V94H3ZM11 93V94H10ZM15 93V94H14ZM39 93V94H38ZM47 93H48V95H47ZM49 93H51V94H49ZM60 93H61V95H60ZM64 93H65V95H64ZM83 93V94H82ZM97 93V94H96ZM129 93V94H128ZM133 93V94H132ZM17 94V95H16ZM29 94V95H28ZM31 94H33V95H31ZM43 94H44V96H43ZM74 94H76L75 96H74ZM82 94V95H81ZM90 94V95H89ZM92 94V95H91ZM95 94V95H94ZM104 94V95H103ZM106 94H109V96L108 95H106ZM138 95V97H137V95ZM142 94V95H141ZM211 94H213V95H211ZM6 95V96H5ZM10 95V96H9ZM14 95V96H13ZM23 95H25L24 97H23ZM51 95V96H50ZM54 95V96H53ZM56 95V96H55ZM57 95H58V97H57ZM68 95V96H67ZM85 96V98L84 97H82V96ZM97 95V96H96ZM135 97H134V96ZM140 95V96H139ZM145 97H144V96ZM200 95V96H199ZM211 95V96H210ZM216 95V96H215ZM257 95H259V98L260 99H263L264 100V95H260L259 93H257ZM3 96H4V98H3ZM19 96V97H18ZM33 96V97H32ZM36 96V97H35ZM81 96V97H80ZM92 96V97H91ZM99 96H100V98H99ZM8 97V98H7ZM39 97H40V99H39ZM52 99H51V98ZM58 99H56V98ZM62 97V98H61ZM66 97V98H65ZM67 97H68V99H67ZM76 97H78V99H80L79 101L77 100V98ZM91 97V98H90ZM96 97V98H95ZM102 97H108V99L109 98H111V99H113V101L111 102V99H105V100H103L104 98H102ZM113 97V98H112ZM129 97V96H128ZM134 97V98H133ZM142 97V98H141ZM154 97H156L155 99H158L157 100V102H156V100L155 99H153ZM198 97H200V98H198ZM50 98V99H49ZM75 98H76V100H75ZM83 98V99H82ZM94 98V99H93ZM99 100H98V99ZM138 98V99H137ZM144 98V99H143ZM149 98V99H148ZM4 99V100H3ZM7 99V100H6ZM38 99V100H37ZM47 101H46V100ZM60 99V100H59ZM66 100V101H64V100ZM89 99V102L90 103H88L86 100H88ZM100 99H101V101H100ZM140 99H142L143 101H144V103L146 102L147 103V105L145 104L144 106H143V102L140 100ZM17 101V102H15V101ZM22 100V101H21ZM25 100V101H24ZM50 100H52V103H50L51 101ZM62 100V101H61ZM68 100V101H67ZM136 100V101H135ZM142 102V106L146 109V110H144L143 109V107L141 106V107H139V104L141 103L140 101ZM3 101V102H2ZM14 101V102H13ZM35 101V102H34ZM43 101V102H42ZM58 101V102H57ZM60 101V102H59ZM82 103H81V102ZM85 101V102H84ZM98 101L99 102V104H101V107L98 105V102L96 103V102ZM105 103H104V102ZM139 101V102H138ZM200 101V100H199ZM4 104H2V103ZM20 102V103H19ZM38 102V103H37ZM48 102H49V104H48ZM55 102V103H54ZM66 102H67V106H66ZM68 102H70V103H68ZM75 103L76 104V102H77V105H73V104H71V103ZM78 102H80V104L78 103ZM104 104H103V103ZM113 102H115V103H113ZM161 102V103H160ZM194 102V101H193ZM264 102V101H263ZM16 103H18V104H16ZM57 103H59V104H57ZM85 103V104H84ZM108 105H107V104ZM253 103V102H252ZM11 104V105H10ZM38 104V105H37ZM45 104V105H44ZM70 104V105H69ZM83 105V107H82V105ZM90 104H92V105H90ZM103 104V105H102ZM106 104V105H105ZM109 104H110V106H109ZM112 104V105H111ZM138 104V105H137ZM151 104V105H150ZM3 107H2V106ZM6 105V106H5ZM9 107H8V106ZM15 105V106H14ZM25 105V106H24ZM31 105V106H30ZM53 105V106H52ZM55 105H57V106H55ZM63 105V106H62ZM81 105V106H80ZM95 105H98V106H95V109H94V106ZM118 105V106H117ZM117 105H116V107H112L114 110H111L112 112L113 111H115L116 113H117V111L119 110H123V107H120V104L119 103H117ZM152 105H154V107H152L151 108V106ZM156 105L158 106V107H156ZM207 106L208 107V105H206L205 103H201V106L203 107V106ZM17 106V107H16ZM24 106V107H23ZM40 106V107H39ZM60 106V107H59ZM71 106H74V108L73 107H71ZM75 106L76 107H78V108H75ZM91 106V107H90ZM123 106V105H122ZM204 106V107H205ZM27 107V108H26ZM36 107V108H35ZM43 107V108H42ZM50 109H49V108ZM52 107V108H51ZM56 107V108H55ZM63 107V108H62ZM66 107V108H65ZM93 107V108H92ZM98 107V108H97ZM100 107V108H99ZM119 107H120V109H119ZM139 107V108H138ZM147 107H149L148 109H147ZM14 108V109H13ZM26 108V109H25ZM38 108H40V109H38ZM65 108V109H64ZM103 108V109H102ZM116 108V109H115ZM154 108V109H153ZM157 108V109H156ZM209 108H210V106H209ZM9 109V110H8ZM52 109V110H51ZM58 109V110H57ZM66 110V112L65 111H63V110ZM68 109V110H67ZM75 109V110H74ZM100 109V110H99ZM143 109V111H141V110ZM5 110V111H4ZM11 110V111H10ZM55 110V111H54ZM60 110V111H59ZM81 111V112H78V111ZM94 110V111H93ZM96 110V111H95ZM117 110V111H116ZM150 110H151V112H150ZM155 110H157V111H155ZM13 111V112H12ZM69 113H68V112ZM72 111V112H71ZM74 111V112H73ZM90 111V112H91ZM118 111V112H119ZM180 111V112H179ZM5 112V113H4ZM43 112V113H42ZM45 112V113H44ZM52 112V113H51ZM62 112H64V113H62ZM75 112H77V113H83L81 116L79 115V114H77V113H75ZM157 112V113H156ZM35 113V114H34ZM47 113V114H46ZM98 113V112H97ZM152 113H153V115H152ZM8 114H9V116H8ZM20 114H21V116H20ZM62 114V115H61ZM77 114V115H76ZM154 114H155V119H154ZM13 115V116H12ZM48 115V116H47ZM52 115V116H51ZM54 115V116H53ZM67 115V116H66ZM84 115V116H83ZM152 115V116H151ZM169 115V116H168ZM6 116V117H5ZM45 116V117H44ZM63 116V117H62ZM75 116H77L76 117V119H75ZM83 116V117H82ZM167 116V117H166ZM173 116V117H172ZM54 117V118H53ZM69 117V118H68ZM81 117V118H80ZM156 117H157V119H156ZM177 117V118H176ZM182 117H184V118H182ZM195 117V116H194ZM197 117V116H196ZM195 117V118H196ZM205 117V118H204ZM10 118V119H9ZM12 118V119H11ZM15 118V119H14ZM17 118H18V120H17ZM42 118V119H41ZM45 118V119H44ZM50 118H52V119H50ZM56 118V119H55ZM60 118V119H59ZM78 118V119H77ZM162 118H164V119H162ZM175 118V119H174ZM207 118V119H206ZM7 119H9V121L7 120ZM22 119V120H21ZM49 119V120H48ZM155 121H154V120ZM181 119V120H180ZM206 119V120H205ZM212 119V120H211ZM8 122H7V121ZM15 120V121H14ZM29 120V121H28ZM45 122H44V121ZM53 120V121H52ZM56 120V121H55ZM58 120V121H57ZM165 122H164V121ZM200 120H201V122H200ZM204 120H205V122H204ZM218 120V121H217ZM220 120V121H219ZM223 120V121H222ZM48 121V122H47ZM65 121V122H64ZM73 121V122H72ZM150 121V122H151ZM153 121H154V123H153ZM164 123H163V122ZM190 121V122H189ZM194 121V122H193ZM14 122H15V124H14ZM18 122V123H17ZM37 122V123H36ZM40 122V123H39ZM52 122V123H51ZM71 122V123H70ZM80 122V123H79ZM158 122H159V125L157 126V124H158ZM182 124H181V123ZM193 122V123H192ZM202 123V124H200V123ZM204 122V123H203ZM208 122V123H207ZM217 122H219V123H217ZM229 122V123H228ZM8 123V124H7ZM23 123H24V125H23ZM34 123V124H33ZM51 123V124H50ZM68 123V124H67ZM78 123V124H77ZM176 123V124H175ZM196 123V124H195ZM211 123V124H210ZM28 125V126H26V125ZM31 124V125H30ZM50 124V126L52 127H48V126H46V125H49ZM53 124H55V125H53ZM146 126L148 125L149 126V124L150 123H147V121H146ZM155 124H156V127H157V129H156V127H155ZM161 124V125H160ZM166 124H167V126H166ZM173 124H175L176 125V127L175 128H177V129H175V132H174V126H173ZM178 124V125H177ZM180 124V125H179ZM184 124V125H183ZM189 124V125H188ZM198 124V125H197ZM208 124V125H207ZM218 124H220V128L218 129V130H212V129H210V127L212 126V125H218ZM231 124V125H230ZM7 125V126H6ZM11 125V126H10ZM20 125V126H19ZM37 125V126H36ZM64 125H66V126H64ZM164 125V126H163ZM171 125L173 126L171 129H170V127H171ZM183 125V126H182ZM188 125V126H187ZM206 125V126H205ZM4 126H6V127H4ZM10 126V127H9ZM22 126V127H21ZM60 126V127H59ZM62 126V127H61ZM78 126V127H77ZM160 126H161V128H160ZM162 126H163V128H162ZM169 126V127H168ZM179 128H178V127ZM187 126V127H186ZM231 126V127H230ZM16 127V128H15ZM27 127H30V128H27ZM33 127V128H32ZM35 127V128H34ZM39 127H41V129L39 128ZM56 127V128H55ZM70 127V128H69ZM153 127H155V128H153ZM168 127V128H167ZM209 127V128H208ZM59 128H61V129H59ZM71 128H74V129H71ZM102 128L103 129H108V127H106V125L103 123V126H102ZM160 128V129H159ZM168 130H167V129ZM184 130H183V129ZM2 129V130H1ZM10 129V130H9ZM40 129V130H39ZM54 129V130H53ZM155 129L157 130V132L155 131ZM158 129H159V131H161L162 129L164 130V133H166V134H164L163 133V130L161 131L162 132V134H161V132H159L158 131ZM26 130H28V131H26ZM173 130V131H172ZM12 131H14L13 133H11ZM17 132V136L15 135V133ZM30 131V132H29ZM34 131V132H33ZM40 133H39V132ZM69 131H71V132H69ZM166 131V132H165ZM167 131L169 132V133H167ZM171 131V132H170ZM184 131V132H183ZM24 132V133H23ZM47 132V133H46ZM61 132V133H60ZM154 132H156V133H154ZM179 132H183V134L182 133H179ZM2 133V134H1ZM9 133H10V135H9ZM27 133V134H26ZM72 133V134H71ZM74 133V134H73ZM172 133V134H171ZM177 133V134H176ZM5 134V135H4ZM23 134V135H22ZM63 134V135H62ZM67 134V135H66ZM159 134H161L162 135V137H160L161 135H159ZM168 134H171V136L170 135H168ZM19 135V136H18ZM34 135V138L32 137ZM38 135V136H37ZM89 135V136H88ZM125 135V136H124ZM157 135V136H156ZM175 135V136H174ZM224 135V136H225ZM232 135V134H231ZM10 136V137H9ZM29 136V137H28ZM35 136H36V139L39 141L38 142V146H40L41 147V145H42V147H43V149L44 150H42L41 148H39L40 150L39 151H37V148L35 149V147H38V146H35V144H34V140H35ZM71 138H70V137ZM84 136V137H83ZM111 137V141L113 142H111L110 140H107V139H109V137ZM113 136H114V138H113ZM124 136V137H123ZM156 136V137H155ZM178 136V137H177ZM183 136V137H182ZM212 136L214 137V138H212ZM9 137V138H8ZM12 137H15V139L14 138H12ZM22 137H25V138H23L22 139ZM48 137V138H47ZM51 137V138H50ZM56 137V138H55ZM68 138V140H66L67 138ZM88 137V138H87ZM117 137V138H116ZM154 137V138H153ZM180 137V138H179ZM185 137H188L189 139H187V138H185ZM207 137V138H206ZM9 139V140H7V139ZM21 138V139H20ZM27 138H28V140H27ZM39 138V139H38ZM61 139L62 140V142L59 140V139ZM95 140H93V139ZM105 138V139H104ZM107 138V139H106ZM122 138V139H121ZM157 138H160V139H156ZM180 139V141H179V139ZM206 138V139H205ZM245 138V139H244ZM12 139V140H11ZM18 139V140H17ZM24 139H25V141H24ZM31 139V140H30ZM32 139H33V141H32ZM49 139V140H48ZM51 139V140H50ZM53 139H55L56 141H53ZM59 141H58V140ZM88 141H87V140ZM130 139V140H129ZM131 139L132 138H128V141L126 142H124V144L123 143H121V145L123 146V149H124V147L125 146H127L128 144L129 145H131L132 147H135V145H133V144H135L134 142H136V143H138V144H140V143H143L142 141L144 140V139H141V140H139L138 139V141H136V139H134V142L132 143L131 142ZM156 141H155V140ZM203 139H205L206 141H207V139H209L208 141H209V144L210 145H208V142H207V144L205 143L206 141L205 140H203ZM243 139V142L241 143V145L242 146H239V154H240V156L242 157V159H244L243 161L244 162H247L246 164H255L256 163V165L255 166H257V162H262V163H264V156L262 155V151L261 150H264V143H262V142H258L256 139H251V140H248V137H246V135L242 138ZM10 140L12 141V142H10ZM14 140H16V141H14ZM41 140V141H40ZM107 142H106V141ZM115 140V141H114ZM133 140V139H132ZM147 141L145 142V143H147L148 144V139H146ZM183 140V141H182ZM185 140V141H184ZM186 140H188V142L186 141ZM191 140V141H190ZM203 140V141H202ZM14 141V142H13ZM18 141V142H17ZM20 141V142H19ZM24 141V142H23ZM45 141H47V142H45ZM64 141V142H63ZM92 141H89V143L90 142H92ZM102 141V142H101ZM145 141V140H144ZM155 143H154V142ZM160 141V142H159ZM193 141H196V142H193ZM200 141V142H199ZM255 141V142H254ZM5 142H6V144H5ZM8 142V143H7ZM9 142H10V144H9ZM17 142V143H16ZM41 142V143H40ZM45 142V143H44ZM52 142V143H51ZM53 142H55V144L53 145ZM92 142V143H93ZM108 142H109V144L110 145H112V144H114L113 146V149H112V147L108 144ZM158 142H159V146L157 147V145H158ZM178 142H179V144H178ZM182 142V143H181ZM185 142H187V143H185ZM193 143V145L191 146L189 143ZM212 142V141H211ZM233 142L234 143H236L237 141H236V139H233ZM3 143V144H2ZM20 143H22V145L20 144ZM33 143V144H32ZM46 143H48V144H46ZM50 143V144H49ZM62 143V144H61ZM126 143H128V144H126ZM200 143H201V146H200ZM202 143H205L204 145L206 146V147H203L204 145L202 144ZM5 144V145H4ZM11 144H12V146H11ZM16 144V145H15ZM32 144V145H31ZM41 144V145H40ZM52 144V146H50L49 147V145H51ZM91 144V143H90ZM98 144V145H97ZM100 144V145H99ZM103 144V145H102ZM106 144V146H105V150L108 148L109 149V151H108V149L106 150L109 154L111 153V151H110V149H112V153L114 154L115 153V155H114V157H112V153L110 154L111 156H109V154L107 153V152H105V150L103 149V147H104V145ZM182 144H184L185 145V149L181 146ZM188 144V145H187ZM14 145L15 146H17L15 149H14ZM27 147H26V146ZM102 145V146H101ZM125 145V146H124ZM128 145V146H129ZM179 145V146H178ZM196 145H198V147H195ZM203 145V146H202ZM6 148H5V147ZM35 146V147H34ZM64 146V147H63ZM98 146H100V148L98 147ZM131 146H129L130 147V149H132L131 148ZM181 146V147H180ZM190 146V147H189ZM212 146V147H211ZM34 147V148H33ZM45 147V148H44ZM47 147H49L50 149H48ZM54 147V148H53ZM111 147V148H110ZM120 148H121V146H119ZM203 147V148H202ZM209 147V148H208ZM214 147V148H213ZM11 150H10V149ZM19 148H21L20 150H19ZM24 148V149H23ZM101 148L104 150H101ZM149 148V149H148ZM162 149V151H160L161 149ZM188 148V149H187ZM190 148H191V150H190ZM193 148V149H192ZM213 148V150H211ZM5 149V150H4ZM17 149V150H16ZM30 149V150H29ZM36 151H35V150ZM122 149V148H121ZM134 149V151H136L135 150V148H133ZM132 149V150H133ZM156 149H158L157 150V152H155L156 151ZM196 149V150H195ZM198 149L200 150V151H198ZM204 151H203V150ZM208 149H209V151H208ZM245 149V150H244ZM2 150V151H1ZM12 150H14L15 152H13ZM24 152H23V151ZM26 150V151H25ZM113 150H114V152H113ZM151 150V151H150ZM152 150H153V152H152ZM182 150H184V151H182ZM194 150H195V152H194ZM22 151V154H24L23 155V157L22 158H20V152ZM35 151V152H34ZM103 151V152H102ZM121 151V153L122 154H124V151L123 150H120ZM149 152V153H147V152ZM160 151V152H159ZM190 151V152H189ZM201 151H203L201 154H203L204 152V156L203 155H200V152ZM238 151V150H237ZM11 152V153H10ZM15 153V154H13V153ZM29 152V153H28ZM34 152V153H33ZM43 152H44V154H43ZM155 152V153H154ZM159 152V153H158ZM175 152V153H174ZM185 153V154H181V153ZM187 152V153H186ZM199 152V153H198ZM214 152H216L217 154H215ZM26 153V154H25ZM65 153H66V155H65ZM101 153H104L105 155L106 154H108V155H104V154H102L101 155ZM120 153V154H121ZM144 153H146V154H144ZM157 153V154H156ZM161 153H162V155H161ZM189 153H192V154H190V156H188V158H189V161H191V162H188V158H187V156L186 155H189ZM213 153V154H212ZM10 154V155H9ZM17 154V155H16ZM19 154V155H18ZM22 154H21V156H22ZM125 154H126V152H125ZM124 154V155H125ZM139 154H141V156H139ZM150 154V155H149ZM174 154L175 155H177V154H181V157L180 158H178L179 156H174ZM238 154V153H237ZM239 154L238 155H236V156H239ZM244 154V155H243ZM33 155V156H34ZM36 155V156H37ZM65 155V156H64ZM104 155V156H103ZM142 155H144L145 157L143 158V156ZM146 155H147V157H146ZM192 155V156H191ZM199 155V156H198ZM214 155H216V156H214ZM2 156V157H1ZM8 156V157H7ZM12 156V157H11ZM19 156V157H18ZM70 156V157H69ZM111 157L110 159H109V157ZM151 156V157H150ZM155 156V157H154ZM185 158V160H184V158ZM186 156V157H185ZM194 156H196L197 157V159H196V157H194ZM203 156V157H205V160H206V162H205V160H203V157H202V160H200V158ZM65 157V158H64ZM69 157V158H68ZM103 157V158H102ZM106 157V158H105ZM138 157V158H137ZM141 157H142V159H141ZM159 157V158H158ZM191 157V158H190ZM200 157V158H199ZM206 157H208L207 159H206ZM5 158V159H4ZM62 160H61V159ZM71 158V159H70ZM148 158V159H147ZM177 158H178V160H177ZM187 158V159H186ZM199 158V159H198ZM3 159V160H2ZM11 159V160H10ZM14 159V161L12 162V160ZM67 159V160H66ZM103 159V160H102ZM113 159V161H110V162H112V163H110L109 162V160H112ZM150 159V160H149ZM197 160V162H196V160ZM216 159V158H215ZM6 162H5V161ZM8 160V161H7ZM15 160H18V162L17 161H15ZM24 160H26V161H24ZM66 161V163H65V161ZM70 160V161H69ZM105 160V161H104ZM141 160V162H139V161ZM193 160H195L194 161V163H193ZM200 160V161H199ZM207 160H209V161H207ZM9 161H11L12 163H10ZM80 161V160H79ZM104 161V162H103ZM145 161V162H144ZM177 161V162H176ZM179 161V162H178ZM180 161H182L181 163H180ZM185 161H187L188 163H187V166H186V164H184V162ZM201 161H202V163H201ZM256 161V162H255ZM1 162H2V164H1ZM21 162V163H20ZM24 162V163H23ZM69 162V163H68ZM106 162H108L109 164H110V167H108V165L109 164H107ZM143 162V163H142ZM200 162V163H199ZM205 162V163H204ZM208 162V163H207ZM251 162V163H250ZM255 162V163H254ZM16 163V164H15ZM18 163V164H17ZM23 163V164H22ZM71 163V164H70ZM80 163V164H79ZM83 164H84V162H82ZM102 163H104V166L102 165ZM106 163V164H105ZM136 163V164H135ZM138 163V164H137ZM145 163V164H144ZM190 163H191V165H190ZM199 163V164H198ZM207 163V164H206ZM6 166L7 164V166L5 167L4 165ZM25 164V165H24ZM81 165V166H83V167H81V169H83V168H85L86 167V169H88L89 170V168L91 167V169L92 170H90V172L93 174V173H95L96 171H93V168L92 167H94V166H88L87 164L88 163H85V165H83V164H81V162H78V160H77V163L75 162V165ZM142 164H144V165H142ZM181 164H182V166L184 167H181ZM184 164V165H183ZM195 165V166H193V165ZM201 164V165H200ZM204 164V165H203ZM205 164H206V166H205ZM12 165H14V166H12ZM72 165V166H71ZM87 165V166H86ZM105 165H106V167H105ZM145 165H147V169H146V167H145ZM165 165V166H164ZM188 165H190V166H188ZM198 165L200 166V168L201 169H197L198 168ZM203 165V166H202ZM208 165V166H207ZM3 166V167H2ZM24 166H26L27 167V169H28V172H27V170H26V168L24 167ZM70 166V167H69ZM103 166V167H102ZM149 166V167H148ZM168 166V167H167ZM197 166V168H194V167H196ZM211 166V167H210ZM5 167V168H4ZM23 167V168H22ZM71 167H72V169H71ZM88 167V168H87ZM117 167H119L118 165H117ZM116 167V168H117ZM145 167V168H144ZM165 167H167V171H165L166 169H165ZM191 169H190V168ZM204 169H203V168ZM210 169H209V168ZM5 170H4V169ZM109 168V169H108ZM134 168V167H133ZM194 170H193V169ZM19 169V170H18ZM75 169V170H74ZM118 169H120V168H118ZM22 170H24V171H22ZM25 170H26V172H25ZM96 170V169H95ZM114 171V174H116V173H118L119 171V173L118 174H120V173H122V175L120 176V175H118V176H120V177H118V176H116V177H113V176H115L114 174H113V171ZM144 170V171H143ZM149 170V171H148ZM174 170V171H173ZM202 170V171H201ZM21 171V172H20ZM52 171V172H51ZM75 171V172H74ZM116 171V172H115ZM136 173H135V172ZM138 171V172H137ZM145 171H146V173L147 174H145ZM173 171V172H172ZM190 171V172H189ZM194 171V172H193ZM195 171H197V173H195ZM200 173H199V172ZM210 171V172H209ZM260 171V170H259ZM263 171V170H262ZM13 172V173H12ZM17 172V173H16ZM23 172V173H22ZM50 172V173H49ZM133 172V173H132ZM143 172V173H142ZM149 172V173H148ZM172 172V173H171ZM203 172V173H202ZM112 173V174H111ZM138 173V175H136ZM139 173H141V175L139 174ZM260 173H262V172H260ZM54 174V175H53ZM56 174V175H55ZM133 174H134V178H133ZM151 175V176H149V177H151V178H149L148 177V175ZM204 174H206L205 175V178H203V177H201V176H204ZM4 175V176H3ZM7 175V176H6ZM33 175V176H32ZM193 175H196V176H198L199 175V181H195L196 179H194L193 180V178H194V176ZM2 176V177H1ZM13 176V177H12ZM30 176V177H29ZM144 176H146V178L144 177ZM9 177V178H8ZM15 177V178H14ZM49 177H50V179H49ZM56 177V178H55ZM119 179H118V178ZM131 177V178H130ZM2 178H4V179H2ZM138 178V177H137ZM150 179V181L148 182V180ZM155 178V179H154ZM192 178V179H191ZM8 179H10V181L8 180ZM57 179V180H56ZM135 179V180H134ZM148 179V180H147ZM152 179V180H151ZM191 179V180H190ZM13 180H15V181H13ZM56 180V181H55ZM117 180H118V182H117ZM2 181V182H1ZM3 181H4V183H3ZM7 181V182H6ZM166 181V182H165ZM6 182V183H5ZM163 182H165L164 184H163ZM170 182H171V179H170ZM170 182H168V183H170ZM10 183V184H9ZM12 183V184H11ZM58 183V184H57ZM133 183H135V184H137V185H133ZM3 184V185H2ZM6 184V186H4ZM8 184V185H7ZM17 184V185H16ZM33 184V185H32ZM121 184L120 185H116L117 187L119 186V189L120 188H122V186H121ZM15 185V186H14ZM20 185V186H19ZM46 185V186H45ZM5 188H4V187ZM17 186H19V188L17 187ZM49 186V187H48ZM130 186H133V187H130ZM14 187H15V190H16V188H17V190L15 191L14 190ZM135 187V188H134ZM194 186L192 185V187H191V189L193 188ZM194 187V188H195ZM126 188H128V190L130 191V192H128L127 191V189ZM208 188V187H207ZM19 189V190H18ZM32 189H33V191H32ZM34 189H35V191H34ZM37 189V190H36ZM39 189V190H38ZM46 189V190H45ZM49 191H48V190ZM13 190V191H12ZM121 190V189H120ZM119 190V191H120ZM245 190V189H244ZM250 190V189H249ZM246 190V192H247V194L252 190ZM11 191V192H10ZM46 191V192H45ZM85 191V189H82V192H84ZM232 191V190H231ZM253 191V190H252ZM14 192V193H13ZM47 192H49V193H47ZM133 192V193H132ZM253 192H255L254 194H256L257 195V193H256V191H255V188H254V191ZM253 192H251V193H253ZM11 193V194H10ZM85 193V192H84ZM83 193V194H84ZM250 193V194H251ZM15 194V195H14ZM20 194V195H19ZM86 194V193H85ZM84 194V195H85ZM134 194V195H133ZM246 193L245 194H242L243 196H241L240 198L241 199H239L240 201H241V203L242 204H246V202H249L250 204H248V206H249V208H247L246 207V209H250V207H251V209L252 208H254L253 210H255L254 212H256V209H257V212L258 211H261V209L259 208H255V207H257V206H259V207H261L262 205L261 204H263L264 203V197L263 198H260L258 195L256 196H251V195H248L249 197L251 196V197H257V198H252L251 199V197L249 198L248 196H246L247 195ZM11 197H10V196ZM15 197H14V196ZM22 195V196H21ZM83 195V196H84ZM130 195H133V196H130ZM253 195V194H252ZM7 196H9V197H7ZM20 196V197H19ZM229 196V195H228ZM230 196H232V193H231V195ZM14 197V198H13ZM131 197V198H130ZM245 197H246V199H245ZM17 198V199H16ZM86 198H88L87 196H86ZM227 198H229V197H227ZM231 198V197H230ZM230 198L228 199V201H227V199H226V201H227V203H230V204H228L229 205V207L231 206V204L233 203V201H235V199L233 198H231V200H232V202H229V200H230ZM243 198V199H242ZM247 198H249V199H247ZM258 198H259V200H258ZM8 199V200H7ZM10 199H11V201H10ZM16 199V200H15ZM32 199V200H31ZM64 199V200H63ZM135 199V200H134ZM256 199V200H255ZM27 200V201H26ZM137 200H139L138 199V196H137ZM136 200V202H138ZM238 200V199H237ZM242 200H247V201H243L242 202ZM252 200V201H251ZM260 200H262L261 202H260ZM10 203H9V202ZM18 201V202H17ZM24 201V202H23ZM60 201V200H59ZM64 201V202H63ZM225 201V202H226ZM239 201V202H240ZM251 201V202H250ZM253 201H255V202H253ZM7 202H8V204H7ZM14 202V203H13ZM21 202V203H20ZM34 202V203H33ZM256 202H258L257 203V205L255 206V204H256ZM263 202V203H262ZM17 203V204H16ZM24 203V204H23ZM26 203H27V205H26ZM63 203H64V205L65 206H63ZM237 203H238V201H237ZM254 203V204H253ZM260 203V204H259ZM19 204V205H18ZM22 204H23V206H22ZM53 204H54V206H53ZM252 204V205H251ZM14 205H16V206H14ZM33 205V206H32ZM247 205V204H246ZM8 206V207H7ZM26 206V207H25ZM29 207V208H28ZM60 207H59V209H60ZM24 208V209H23ZM26 209V210H25ZM61 209H60V211H61ZM250 209V213H251V210ZM9 210V211H8ZM24 210V211H23ZM20 211V212H19ZM26 211V212H25ZM31 211H32V213H31ZM53 211H54V213H53ZM35 213V214H34ZM56 213V214H55ZM252 213H253V211H252ZM251 213V216H252V218H253V215H254V217L256 216V215H258V213L256 214V213H254V214H252ZM27 214V215H26ZM32 214V215H31ZM64 214V215H63ZM107 214V213H106ZM110 215V216H109ZM112 215V216H111ZM235 215H236V213H235ZM25 216L27 217V219L28 220H26V218H25ZM30 218H29V217ZM33 216V217H32ZM106 216H109V218L111 219V221H110V219L109 218H107V219H105L106 218ZM114 216V217H113ZM116 212L113 214V211H110L107 215H105V218H104V215L102 216V220H103V223H104V220H105V222L106 221H108V223L109 224H111V225H117V226H119V224L118 223H115V222H119V219L117 218V219H115L116 217ZM24 217V218H23ZM235 217H237V221H238V223H240V226H238L239 227V229L237 228V226L236 225H239L238 223H236V225H235V227H234V225H233V233H235V234H233V233H227V232H225V233H222L221 234V237H220V239L221 240H223V241H225L226 239L225 238H227L228 236H230V234H231V238L230 237H228L227 238V240L229 241V244H227L228 243V241L226 242V246H227V249H229L228 248V246L230 247V248H232V247H234V245L235 246H238V245H236V243L238 242V241H241L240 243H243L244 241H246L247 239H248V234H247V230H246V223H247V220H248V222H249V218L248 219H246V220H239L240 218H239V215L238 216H235ZM17 218V217H16ZM78 218H80V216H78ZM239 218V219H238ZM252 218H250V219H252ZM116 220V221H113V220ZM65 220V221H64ZM26 221V222H25ZM242 221V222H241ZM245 221H246V223H245ZM25 222V223H24ZM113 224H112V223ZM243 222H244V224H243ZM8 225H6V224ZM4 224V225H3ZM92 226H90V225H88V226H86V228H84L85 230H81L83 233L85 232V234H87V232H88V234L91 236L92 235V237H93V235L94 234H96V236L98 235V236H100L99 235V233L101 234L102 233V231H103V229L102 230H100L101 229V226H103V224L102 223H96L97 225L95 226V224H92V223H90ZM100 224H101V226H100ZM25 225V226H26ZM41 225V229L42 230H39L40 229V226ZM114 225V226H115ZM243 225V226H242ZM259 225V224H258ZM258 225H254L255 226V228H257V226ZM12 226V225H11ZM24 226V227H25ZM2 227H4V228H2ZM38 227H39V229H38ZM88 227V228H87ZM120 227H121V225L119 226V228L117 227V229L115 228V230L116 231H114L115 233H113V235H115L114 237H113V235H111V236H109L110 238L112 237V239H108L109 237L108 236H105L104 238L103 237H101V240H108L107 242L108 243H110L111 244V246L113 247L114 245L112 244V242L113 241H115L116 239L118 240V238L119 237H116V235L119 233L120 234ZM241 227V228H240ZM31 228H33L34 229V232H33V230L31 229ZM99 229V230H97V229ZM122 228V227H121ZM254 228V227H253ZM253 228L251 229V233H252V231H254L253 230ZM8 229V228H7ZM92 229V231H93V233L91 234V232L92 231H89V230H91ZM119 229V230H118ZM237 229V230H236ZM242 229H244V233H243V230L241 231ZM38 232H37V231ZM88 230V231H87ZM96 230V231H95ZM240 230V231H239ZM87 231V232H86ZM95 231V232H94ZM99 231V232H98ZM118 231V232H117ZM5 232V231H4ZM43 232V233H42ZM98 232V233H97ZM242 232V233H241ZM250 232V231H249ZM25 233V232H24ZM24 233H22L21 234V236H23L22 237V239H21V237L19 236V238L20 239H18V240H20V241H16L17 242V245L18 244H20V245H18V246H20V247H24V245H26V244H29V236H27V233L26 234H24ZM35 233V234H34ZM104 233V232H103ZM102 233V234H103ZM106 233V232H105ZM238 233L239 234H241V235H238ZM245 233H246V236H247V239L245 240V238L244 237H246L245 236ZM62 234V235H61ZM87 234V235H88ZM101 234V235H102ZM119 234L117 235V236H119ZM226 234V235H225ZM243 234H244V237H243ZM88 235V237H90ZM249 235H250V233H249ZM26 236V237H25ZM239 236H241V238L243 239V241L240 239V238H236V237H239ZM36 237V238H37ZM50 237V238H49ZM54 237H55V239H54ZM61 237V238H62ZM108 237V238H107ZM235 239V241H234V239ZM23 238H26L25 240H26V242H25V240L23 239ZM49 238V239H48ZM106 238V239H105ZM125 239H126V235H125V237H124ZM223 238V239H222ZM47 239V240H46ZM52 239V240H51ZM124 239V240H125ZM23 240V241H22ZM46 240V241H45ZM110 240H111V242H110ZM230 240H232V242L230 241ZM54 241V242H53ZM126 241V240H125ZM0 242H1V240H0ZM49 242H52V243H50V244H48ZM106 242V243H107ZM128 242V241H127ZM231 242V243H230ZM235 242V243H234ZM23 243H24V245H23ZM26 243V244H25ZM46 243H47V245H46ZM129 243V242H128ZM127 243V244H128ZM125 244H126V242H125ZM127 244H126V246H127ZM231 244V245H230ZM232 244H234V245H232ZM238 244H239V242H238ZM244 244H246V242L244 243ZM3 243L1 242V244H0V246H2V248L4 249V250H2V248L0 249L1 251H0V264H14V260L16 259L15 257H16V254L17 253H14L15 255H12L13 254V250L12 249H8V248H12V247H6V249H5V245H4V247H3ZM121 245H124L123 243L121 244ZM137 245H140V244H137ZM136 245V246H137ZM117 246H116V244H115V249L114 250H117V248H116ZM124 247H125V245H124ZM139 247H141V246H137L136 248L137 249H139ZM58 248V249H57ZM142 248V247H141ZM141 248H140V251H141ZM8 252H7V251ZM10 250V251H9ZM47 250V251H46ZM5 251V252H4ZM3 252V253H2ZM12 252V253H11ZM48 252L50 253V255H48L47 256V254H48ZM5 254V255H4ZM11 254V255H10ZM10 256V257H9ZM11 257H12V261H11ZM48 257V258H47ZM8 258V259H7ZM57 258V257H56ZM51 259V258H50ZM47 260V261H46ZM38 261V263H40V261L41 260H37ZM8 262V263H7ZM48 264V263H47ZM50 264V263H49Z\"/></svg>",
    "mask_w": 264,
    "mask_h": 264
}]
</instances>
